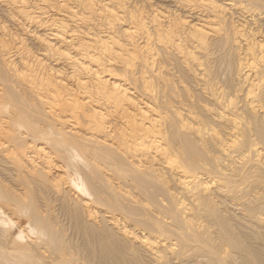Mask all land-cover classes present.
Segmentation results:
<instances>
[{"label":"rangeland","instance_id":"1","mask_svg":"<svg viewBox=\"0 0 264 264\" xmlns=\"http://www.w3.org/2000/svg\"><path fill=\"white\" fill-rule=\"evenodd\" d=\"M23 1V0H22ZM22 1H20V0H15V2L14 1H8V0H0V25L3 27V25L5 24V27H7L8 28V32L10 31V32H12V34H13V32H14V36L12 35V39L9 37V35L11 36V34H10V32L7 34L6 33V37L4 36V34H5V31H6V29H5V31L3 30L4 29V27L2 28H0V37H2V35H3V37H4V41L5 40H7V42L8 41H10L11 43H10V47L13 45V44H15V43H17V44H15V46L13 45V47H11V52H10V55L12 56H10L11 58L10 59H13V60H15V62L14 63H16V64H14V65H16L19 69H21V70H19V71H23L22 69L24 68V70H26V69H28L30 66L32 67L33 65H34V67H32V68H34V69H32V70H36L37 71V74H41V72L42 71H40V70H43L44 68H46V67H48V68H46V69H44L43 71H45V72H47V73H49V74H57V73H59L60 75H61V77L63 78H59V80H64V81H62V82H65V81H67L65 84H68L69 85V87L72 89V90H76L75 92H83V90H89V92H91V94H92V92H94L93 94V97L95 98V99H98L99 101H97V103L101 106V108L102 107H104V108H102L103 109V111H107L108 112V115H109V119H108V126H109V128L108 129H110L109 131H111V132H118L119 130H121V129H123V127L125 128V129H123L122 131H125L126 129V134L128 135L129 133L131 134L132 133V131H131V127L129 126V125H131L130 123H129V121H127L128 119L127 118H125V116L122 114V113H120L119 111H117L116 110V108L115 107H113V105H112V103L111 104H109V102H106V100L99 94V93H97V92H95V90H94V87H92L93 85V83H91L92 81L91 80H93V78L91 77L92 75H91V72L90 73H88V71L87 70H83L82 71V73L83 74H81V73H79V78H77L78 77V75H75L74 76V74H71V73H74V69H75V67H74V62H73V60L71 59V61H70V58L68 59V58H65V56L63 55V54H59V52H58V50L57 49H45L46 48V46L45 45H43V44H41V41H39V38H38V35H40L41 34V36H43V34H42V32L45 34V35H47L48 33H49V35L48 36H53L54 34H52V33H50V32H55L57 29H62V31H65L64 33H65V36H67L68 34H69V36H71V37H69V36H67V41L66 42H64V43H62V44H66V43H68V47L70 48V51L74 54V53H79V54H77V56H85V57H87L86 59H88L89 58V55H91V54H93V55H98V57H103V58H101L100 57V59H99V61L101 62H103V60H105L103 63L105 64V65H109V63H110V61H112V63H113V61H114V63H115V65L113 64H111L110 66L112 67V68H114V70L116 71V69H117V71L116 72H119V71H121L120 69H122V68H124V74H126V72H128V76L129 77H131L132 76V78H131V80H129V77H128V82H129V84L130 85H134V87H135V89H139L138 91L140 92V93H138L137 92V95L139 96V97H141V99L143 100V101H146V102H149L150 100H151V102H149L150 104H156L155 105V107H157L158 106V110L161 112L162 110V120H160V123H161V129H165V131H164V133L166 134V138H165V141H163L164 142V144L166 145L167 143V146L170 148V153L172 154V156L173 155H175V154H179V155H181V156H184V153H185V156H187L188 158L191 156L192 158L193 157H195V159L193 158H189V162H190V169H192L193 171H198V172H200L202 175H203V177H202V179L203 180H209L210 182H209V188H207L206 190H204L205 192H202V191H200L201 193V195L199 194V193H197V192H199V191H196V192H194V195H193V192H189L188 190H186L184 187H183V185L182 184H180V183H178V177L180 176L179 175V173L173 168L172 169V167L170 168V167H168L167 166V164H166V162H164L163 160H165L163 157H161L159 154H156L155 152H152V151H150L151 153H147V155L146 154H141V153H138L137 155L135 154L136 153V151H134V152H132L131 153V155L128 153L127 155H125L126 153H121V154H119L120 152L118 151L115 155L113 154V156H114V159H113V156H112V161H114V162H112L111 160V162H109V161H105V160H101L99 157V159L98 158H96V157H92L93 155L91 154V153H89V151H87L88 152V154L86 153V151H85V157L82 155V153L80 154V151H77L78 150V148L76 147V149L74 148V145L75 144H73V145H71L72 144V142H75V141H72V142H68V145H70V146H72V148L71 149H69L70 148V146H68L67 145V142H66V140H64V139H62V138H65L66 136H64L62 133H60L59 131V135L57 136V135H55V134H58L57 132H54L53 133V131H57L56 130V127H60V126H62V124H60L59 123V121L56 119L57 117H56V114L55 113H53V110H51L52 108H50L49 106H47V104L44 106V108H43V106L41 107V104L39 103V101L37 100V98H35L34 99V97H35V95H32V94H34V93H32V91L30 90V84L32 85V83L30 82V83H28V81H27V83H28V85H27V83L25 82L24 83V81L25 80H22V79H18L13 73H8L7 71H8V68H6V65H4V63H3V57L1 56V54H0V68H1V72L3 73L4 71H5V73H8L10 76H12L11 77V79L13 80L14 78V81L13 82H11L12 83V85H13V83H14V85L13 86H11L12 87V89H11V87L9 86V89H11L10 91L13 93V95H15V96H13V99L15 100H12V102H14V104L15 103H17L19 100L21 101V103L20 102H18L17 104H12V103H10L9 104V106H11L10 108H12V110L11 109H9V106H7V108L5 107V109L3 108V107H1L0 106V110L3 112V110H5L3 113V117H2V112L0 113V116H1V122L3 123H5L6 124V122L7 123H10V122H8V120H10L9 118L11 117L12 118V116H13V118L12 119H14V121L13 120H11L12 122H16V120L19 122V121H22L21 123L23 124V122L25 123V121L27 122L26 124H25V126H28V125H30V124H32L33 123V127L35 126V128H37V129H39L38 131L37 130H33V128H32V126L30 127V132H29V127H24V125H22L23 127V129L21 128V125L19 126V127H14L16 130H18V132H16L15 131V129H14V131H13V134H17V135H14V136H16L15 138H14V136H12L11 138H12V140H9L10 138H5L4 136H1L2 138H0V139H6L7 141H4L3 140V142L5 143L4 145H3V142H1L0 143V148H1V150H0V152H2V153H0V187H3V189H0L1 190V196L2 197H5L6 196V190L7 189H10L9 190V194H11V192H12V194L11 195H13L14 196V194L15 193H17V194H19L18 192L21 190V189H23L24 187L27 189V190H29L27 193L29 194V193H31V191H32V193H31V199L30 198H28V200L30 201V200H32V204H30L29 205V201L24 197L27 193L25 192L26 191V189H23V190H21V193H22V198L24 197V199H26V201H28L27 203L25 202V200H23V203H21L22 202V198H20L19 197V195H21V193L19 194V195H15L14 197H16L15 198V200H17V201H15V200H11L10 201V204H8L9 203V201L8 200H6L7 198L5 197V199L4 198H2V197H0V247L1 248H4V249H12V248H14V247H16V246H19V248H20V246H21V244H23V246H24V248H25V246H27V247H29L31 250L30 251H32L33 252V250H34V254L32 253V255H34L35 256V258H37V259H41V261H40V259L38 260L40 263L39 264H52V263H54L55 261V263H59V264H61V263H63V264H114L113 263V261H115V259H116V261H115V264H138V263H140V264H264V82L262 83V85L260 84V86H258V88H260V89H257L256 90V92H258V94L254 97L255 98V100H254V98L252 99L249 95H248V93L246 92V91H248V88L250 87V85H251V83H252V80H254L255 78H256V80H254V81H257V77L258 76H261V74H263L264 75V72H262V71H264V70H261V69H264V62H262L263 60H264V56L262 57L261 56V54H262V51H264V43H263V41H264V0H232V1H234V3L230 0V4L228 5L227 3H225V2H228L229 0H222V2H224V3H220V0H219V2H218V0H215V1H217L218 2V4H221V8L220 9H217L218 7H216L215 5H214V0H211V2H207L206 3V1H210V0H122V4L118 1V0H111V4L113 3V4H115V6L118 8H116V7H114V5H113V7H112V5L110 4V3H108V2H110V0L108 1V0H97V3H98V5L96 6L97 8L99 7L100 8V4H101V6H103V4L105 3L106 4V2L112 7V8H116L114 11L116 12V13H119V15H120V12L122 11V8H123V13H121L122 14V16L120 17L119 16V18H120V20H119V22L116 20V23L114 24H111V23H109V20H108V18H109V16L107 17V14H104L103 13V10L100 8H98V10L99 11H101L102 10V12H99L97 9H96V11H98L99 13H102L101 15L98 13V12H96L95 10H93V9H91L92 10V12H90V8L88 9V7L87 6H85L84 5V3H82L81 2V0L79 1V0H70V2H69V0H54V2H53V0H50V2H49V0H24L23 2ZM61 1L63 2V4L64 3H66L65 5H63V4H61ZM68 1V2H67ZM104 3H103V2ZM146 1V2H145ZM158 1V2H157ZM192 1V2H191ZM198 1V2H197ZM255 1H257V2H255ZM3 2L5 3V4H3ZM13 3L12 4V7L13 8H11V4H8V3ZM27 2V3H26ZM45 2V3H44ZM75 2V3H74ZM136 2H137V4H136ZM141 2V3H140ZM186 4H185V3ZM196 2V3H195ZM217 2H215V3H217ZM16 3H18V4H16ZM26 3V4H25ZM34 3V4H33ZM53 3V4H52ZM54 3L56 4L55 6H54ZM59 3V4H58ZM70 3V4H69ZM80 3H82L83 4V6H82V4H80ZM103 3V4H102ZM118 3V4H117ZM177 3H179V4H177ZM183 3V4H182ZM188 3V4H187ZM194 3V4H193ZM199 5H198V4ZM213 3V4H212ZM233 3V4H232ZM242 3V4H241ZM247 5H246V4ZM257 3H259V4H257ZM49 4H51V6H49ZM67 4H68V6H67ZM121 4V5H120ZM123 4H124V6H126V7H123ZM136 4V5H135ZM142 4V5H141ZM146 4V5H145ZM155 4V5H154ZM158 4V5H157ZM166 4V5H165ZM210 4V5H209ZM212 4V5H211ZM232 4V5H231ZM234 4H236L237 6H235ZM241 4V5H240ZM14 5H21V6H24L23 8H25V10L27 11L28 9H29V15H32V14H30V13H33V11H34V13H35V15H34V13H33V17L35 18L34 20H32V21H35L36 19L37 20H39V21H35V22H33L32 23V21L30 20V19H26V20H24V18L22 17V16H20V14L16 11V10H14L16 7H14ZM60 5V6H59ZM80 5V6H79ZM139 5V6H138ZM154 5V6H153ZM178 5V6H177ZM205 5V6H204ZM227 5V6H226ZM234 5V6H233ZM10 6V7H9ZM20 6V7H21ZM30 6V7H29ZM41 7L42 9H40V8H38V7ZM57 6H59V7H57ZM61 6H63V7H61ZM71 6V7H70ZM78 6V7H77ZM82 6V7H81ZM135 6V7H134ZM153 6V7H152ZM157 6V7H156ZM168 6V7H167ZM182 6V7H181ZM202 6H204V8L202 7ZM213 6V7H212ZM224 6H226L227 8H228V10L226 9V7H224ZM245 6V7H244ZM247 6H248V8H247ZM27 7H29V8H27ZM62 9H61V8ZM65 7V8H64ZM73 7H74V10H76L77 9V11H74L73 10ZM86 7V8H85ZM119 7H122V8H119ZM128 7V8H127ZM145 7H147V8H145ZM159 7V8H158ZM165 7V8H164ZM187 7V8H186ZM206 7V8H205ZM210 7H212V8H210ZM215 7V8H214ZM223 7H224V12L222 11L223 10ZM233 7H235V8H233ZM252 7V8H251ZM27 8V9H26ZM68 8V9H67ZM72 8V9H71ZM79 8V9H78ZM84 8V9H83ZM127 8V9H126ZM143 8V9H142ZM150 8H151V10H150ZM233 8V9H232ZM13 11H12V10ZM40 9V11H38ZM137 9V10H136ZM139 9H141V10H139ZM156 9H157V11H156ZM222 9V10H221ZM230 9V10H229ZM32 10V12H30ZM43 10V11H42ZM52 10V11H51ZM67 12H66V11ZM74 12H73V11ZM119 10V11H118ZM131 10V11H130ZM134 10V11H133ZM136 10V11H135ZM154 10V11H153ZM196 10V11H195ZM215 10V11H214ZM217 10V11H216ZM223 12V13H221V11ZM245 10H246V12H245ZM261 10V11H260ZM58 11V12H57ZM78 11H80L79 12V14H78ZM84 11V12H83ZM118 11V12H117ZM126 11H127V13H128V11H129V14L127 15V13H126ZM138 11V12H137ZM149 11V12H148ZM165 11V12H164ZM169 11V12H168ZM179 11V12H178ZM213 11V12H212ZM253 11H255V12H253ZM263 11V12H262ZM60 12H61V14H60ZM69 12V13H68ZM96 12V14H94ZM133 12H135V13H133ZM136 12H137V14H136ZM160 12H161V14H160ZM206 12V13H205ZM216 12V14H218V15H215V17H216V19L214 20V18L215 17H213L214 15L212 14V13H215ZM219 12V13H218ZM240 12V13H239ZM243 12V13H242ZM260 12H261V14H260ZM53 13V14H52ZM64 13V14H63ZM74 13H76V15L74 14ZM89 13V14H88ZM98 13V14H97ZM141 13V14H140ZM149 15H147V14ZM181 13V14H180ZM19 14V15H18ZM47 14V15H46ZM62 14H63V16H62ZM66 14V15H65ZM69 16H68V15ZM106 15L105 17H104V15ZM153 14H156L157 16H155V15H153ZM158 14H159V17H158ZM219 14H220V16H219ZM222 14H223V16H222ZM10 15V16H9ZM16 15H18V16H16ZM52 15H54V17L52 16ZM89 15V16H88ZM96 17H95V16ZM103 15V16H102ZM118 15V14H117ZM125 15V16H124ZM131 15V16H130ZM141 15V16H140ZM170 15V16H169ZM175 15H176V17H178V18H176L175 17ZM205 15H206V17H205ZM247 15V16H246ZM38 16V17H37ZM47 16V17H46ZM84 18H83V17ZM127 16H129V18L127 17ZM133 16V17H132ZM145 16V17H144ZM154 16V17H153ZM163 16V17H162ZM173 16V17H172ZM219 16V17H218ZM6 17V18H5ZM15 17V18H14ZM41 17V18H40ZM42 17H43V19H42ZM60 17H61V19H60ZM64 17V18H63ZM72 17V18H71ZM98 17V18H97ZM99 17H100V19H99ZM156 17H158L157 19H156ZM172 17V18H171ZM181 17V18H180ZM182 17H183V19H182ZM211 17V20L209 19ZM222 17H224V18H222ZM226 17V18H225ZM243 17H244V21H243ZM246 17V18H245ZM18 18H21V21H20V19H18ZM57 18H58V20H57ZM66 18V19H65ZM92 18V19H91ZM105 18H106V20H105ZM118 18V19H119ZM141 18V19H140ZM148 18V19H147ZM153 18H154V20H153ZM169 18H171V19H169ZM176 18V19H175ZM179 18H180V21H182V20H184V23L183 22H181V23H179L180 21H179ZM185 18V19H184ZM188 18V19H187ZM221 18V19H220ZM10 19V20H9ZM42 19V20H41ZM60 19V20H59ZM64 19H65V21H64ZM75 19V20H74ZM94 19V20H93ZM97 19V20H96ZM126 19H129V20H126ZM155 19H156V21H155ZM164 19V20H163ZM204 19H206V21H207V23L208 24H210L211 26H212V24H213V27L214 26H218L219 24L221 25H219L220 27L219 28H221L220 30H217V26L216 27H214V29L215 30H210L209 31V34H208V39L206 40V42H205V44L206 45H204L203 46V48H202V46L198 43V41L196 40V39H193L194 38V36H193V34L192 33H190V32H192V31H189L188 32V30H191L192 29V27H191V25H189L188 23H190V24H193V22L194 23H196V21H197V23H204V22H206V21H203ZM223 19V20H222ZM225 19V20H224ZM234 19V20H233ZM18 20V21H17ZM30 20V21H29ZM61 20H63L64 22H63V24H61L62 23V21ZM68 22H67V21ZM76 20H77V22H76ZM99 20V21H98ZM134 21V23H133V21ZM141 20H142V22H141ZM147 20V21H146ZM153 20V21H152ZM167 20H169V21H167ZM178 20V21H177ZM200 20V21H199ZM212 22H210V21ZM214 20V21H213ZM218 20H221L220 22L218 21ZM232 20V21H231ZM236 20V21H235ZM26 21H28V22H26ZM41 21H45V22H41ZM48 21V22H47ZM57 21V23H55ZM61 21V22H60ZM79 21V22H78ZM94 21V22H93ZM97 21V22H96ZM121 21V22H120ZM129 21V22H128ZM140 21V23H143V24H141V25H143V26H140V25H138V24H140V23H138ZM159 22V24H160V21H162L161 22V24L159 25V24H157V23H155V22ZM165 21V22H164ZM170 21H172L171 23H170ZM175 21L177 22V23H175ZM187 21V22H186ZM193 21V22H192ZM199 21V22H198ZM202 21V22H201ZM22 22H24V23H22ZM37 22V23H36ZM40 22V23H39ZM52 22V23H51ZM69 24V26H66V25H68L67 23ZM132 22V23H131ZM138 24H137V23ZM170 24H169V23ZM177 24V25H179V27L177 28V26L174 24ZM210 22V23H209ZM224 22H226V23H224ZM9 23V24H8ZM14 23V24H13ZM31 23V24H30ZM45 23V24H44ZM123 23V24H122ZM129 23V24H128ZM136 23V24H135ZM152 23V24H151ZM167 23V24H166ZM179 23V24H178ZM183 23V24H182ZM217 23V24H216ZM236 23V24H235ZM243 23V24H242ZM36 24V25H35ZM42 25V26H44V27H39V25ZM53 24V25H52ZM57 25V27H52V26H54V25ZM58 24H60V25H58ZM66 24V25H65ZM96 24H99V25H96ZM110 24H111V26L113 27H111L110 26ZM147 24H149V25H147ZM157 26H156V25ZM173 26H172V25ZM215 24V25H214ZM223 24H225V25H223ZM228 24V25H227ZM231 24V25H230ZM261 24V25H260ZM10 25V26H9ZM25 25V26H24ZM50 25V26H49ZM52 25V26H51ZM55 25V26H56ZM78 25V26H77ZM87 25V26H86ZM89 25V26H88ZM106 25V26H105ZM122 27H121V26ZM129 25V26H128ZM132 25V28L130 27ZM134 25V26H133ZM137 27H136V26ZM167 26V27H163L164 29H162V27H160V26ZM170 25V26H169ZM183 25V26H182ZM233 25H234V28H233ZM236 25V26H235ZM260 25V26H259ZM17 26V27H16ZM19 26V27H18ZM23 26V27H22ZM45 26H47V28L45 27ZM61 26V27H60ZM75 26V27H74ZM94 26V27H93ZM116 26H118V27H116ZM126 26H128V27H126ZM142 28H140V27ZM146 26V27H145ZM159 26V27H158ZM168 26L169 27H171L172 26V29L171 28H168ZM228 26V27H227ZM240 26H241V29H239L240 31H237V30H235V27L237 28V27H239L240 28ZM263 26V27H262ZM26 27V28H25ZM59 27V28H58ZM69 27V28H68ZM79 27V28H78ZM81 27V28H80ZM92 27L93 28H95V29H93V31H92ZM116 27V28H115ZM128 28L129 29V31H134V32H136V33H134L133 34V32L131 31V34H129V36L127 35L128 34V32L127 31H125V28ZM174 27H176V28H174ZM191 29H190V28ZM224 27V28H223ZM257 27V28H256ZM23 28V29H22ZM25 28V29H24ZM39 28V29H38ZM41 28V29H40ZM53 29V30H51V29ZM54 28H55V30H54ZM64 28V29H63ZM66 28V29H65ZM86 28V29H85ZM101 28V29H100ZM103 28V29H102ZM109 28V29H108ZM124 30H123V29ZM152 28V29H151ZM160 28H161V30H160ZM182 28V29H181ZM185 28V29H184ZM218 28V29H219ZM230 28V29H229ZM233 28V29H232ZM259 28V29H258ZM12 29V30H11ZM42 29H43V31H42ZM47 29V30H46ZM71 30V31H69V30ZM97 29V30H96ZM122 29V30H121ZM131 29V30H130ZM136 29H138L137 31H136ZM148 29V30H147ZM157 29H159V30H157ZM165 29H167V32L165 33L164 32V30ZM179 29V30H178ZM18 30V31H17ZM28 30H31V31H28ZM67 30V31H66ZM75 30V31H74ZM86 30H88V31H86ZM100 30V31H99ZM147 30V31H146ZM170 30V31H169ZM174 30V32H176V34L174 35V32L173 33H170L171 31H173ZM177 30V31H176ZM183 30V31H182ZM185 30V31H184ZM234 30V31H233ZM244 30V31H243ZM253 30H255V31H253ZM260 30V31H259ZM3 31V32H2ZM27 31V32H26ZM47 31V32H46ZM49 31V32H48ZM69 31V32H68ZM96 31V33H100V36H97L98 34H96V33H94ZM98 31V32H97ZM110 31H112V32H110V34L112 33L113 35H112V37H114V38H116V39H118V37L120 38L119 39V41H121V43H125V45L126 46H129V48H128V52L127 53H129V52H131V53H129V56L131 57V58H134V53H136V52H138V54L136 53V55L138 56H136V58L134 59V60H132V59H130L131 60V63H134V65L132 66H130L132 69L130 70L129 69V67H128V64L126 65V66H123V62H121L120 60H118L120 57L118 56L119 54H117V60H115V58H116V54H115V52H113V54H111L108 50H106V51H104L103 50V48H102V46L99 44L98 46H96L97 45V43H94V37L96 38V36H97V38H99V37H101V32L103 33L102 34V36H105V34H106V38L107 39H109L110 40V38L112 39V37H110V38H108L109 36H111L110 34H109V32ZM117 31V32H116ZM119 31H120V33H122L123 31L125 32V36L127 35L128 37H130L131 35H132V37H134V41H133V39H131L130 40V38H132V37H130V38H128L127 36H126V38H125V40L123 39V37L122 36H124V35H122V34H120L119 33ZM122 31V32H121ZM163 31V32H162ZM181 31V32H180ZM227 31H230V32H227ZM249 31V32H248ZM2 32V33H1ZM37 32H39V33H37ZM74 33V36H73V33ZM88 32V33H87ZM89 32H91V34L89 33ZM106 32V33H105ZM123 32V33H124ZM169 32V33H168ZM177 32H179V33H177ZM184 32V33H183ZM214 32V33H213ZM238 32V33H237ZM239 32H240V34H243L244 33V35H246V36H244V35H240L239 34ZM247 32V33H246ZM253 32V33H252ZM4 33V34H3ZM28 33V34H27ZM35 33H36V35H35ZM68 33V34H67ZM72 33V34H71ZM82 33V34H81ZM85 33H87L88 35L90 34L91 35V37H90V35H89V37L91 38H89L88 37V39H86L87 38V34L85 35ZM127 33V34H126ZM138 33V34H137ZM146 33V34H145ZM158 33H161L160 34V38H162V40L164 41V43H163V41L159 38V34ZM168 33V34H167ZM185 33L187 34V35H185ZM223 33V34H222ZM259 33H261V35L259 34ZM38 34V35H37ZM96 34V35H95ZM116 34V35H115ZM119 34V35H118ZM163 34H165V36H163ZM173 36H175V37H173ZM179 34H181V35H179ZM184 36H183V35ZM190 34V35H189ZM239 34V35H238ZM248 34V35H247ZM253 34V35H252ZM255 34H257V35H255ZM16 35H19V36H21V37H19L20 39L18 40V37L16 36ZM81 35V36H80ZM109 35V36H108ZM118 35V36H117ZM120 35H121V37H120ZM134 35V36H133ZM147 35V36H146ZM162 35V36H161ZM166 35H169L170 37L172 36L173 38H171L170 39V37H169V39H167L168 37L166 36ZM193 37H192V36ZM218 35V36H217ZM224 35V36H223ZM231 35V36H230ZM255 35V36H254ZM31 36V37H30ZM78 36H80V37H78ZM93 36V37H92ZM142 36V37H141ZM151 36V37H150ZM155 36V37H154ZM187 36H189L188 38H187ZM220 36V37H219ZM224 38H223V37ZM236 36H237V38H236ZM243 38H242V37ZM248 36V37H247ZM260 36V37H259ZM16 37V39L14 40V38ZM24 37V38H23ZM78 37V38H77ZM86 37V38H85ZM105 37H102V38H105ZM153 37V38H152ZM165 37V38H164ZM167 37V38H166ZM211 37V38H210ZM230 37V38H229ZM234 37V38H233ZM239 37H240V39H239ZM246 38V40H248V45H247V42H246V40H245V38ZM252 37V38H251ZM253 37L255 38L256 37V39H253ZM6 38V39H5ZM23 38V39H22ZM26 38V39H25ZM36 39V40H34V39ZM72 38H74V40H72ZM80 38V39H79ZM121 38H122V40H121ZM139 38V39H138ZM152 38V39H151ZM156 38V39H155ZM175 38V40H172V39H174ZM177 38H178V40H177ZM180 38V39H179ZM225 38H227V39H225ZM228 38H229V40H228ZM232 38V39H231ZM248 38V39H247ZM249 38L250 39H252L251 41L252 42H254L255 43V41L257 42H259V44L260 43H262L263 44V46H262V48H259V51H258V49H257V52L259 53L258 55H256V57L258 56V60H257V62H256V64H257V66L255 65V67H257L258 69H256V72H259V70H261L260 71V73H258L257 75H256V73H254L255 72V70L253 71V72H246V71H248V69H247V67H245V64H246V61H245V59H247V58H249V59H251V55L249 54V52H248V54H247V50L249 49L247 46H249L250 44H252L251 43V41L249 40ZM11 39V40H10ZM21 39H22V41L23 42H20L21 41ZM71 39V40H70ZM83 41H82V40ZM84 39H85V41H84ZM90 39V43H88L87 41ZM137 39V40H136ZM151 39V40H150ZM190 39V40H189ZM236 39H238V40H236ZM259 39H260V41H259ZM262 39V40H261ZM13 40H14V42H13ZM26 40H27V42H26ZM54 40H56V42L54 41ZM53 40V42L56 44V46L57 47H60L61 45V41H59L60 39H54ZM141 40V41H140ZM166 40V41H165ZM182 40V41H181ZM186 42H185V41ZM225 40H226V42H225ZM231 40V41H230ZM233 40V41H232ZM16 41V42H15ZM18 41V42H17ZM59 42V44H58V42ZM70 41H72L71 43L72 44H70ZM74 41H76L75 42V44L77 45V46H82L83 47V49H82V47H78V48H76L77 46H74L75 44L73 43ZM79 41V42H78ZM81 41V42H80ZM131 41V42H130ZM169 41V42H168ZM171 41H175V43H173V42H171ZM194 42V44H193V42ZM230 41V42H229ZM244 41V42H243ZM91 42H93V43H91ZM134 42V43H133ZM144 42V43H143ZM159 42V43H158ZM168 42V43H167ZM237 42V43H236ZM9 43V42H8ZM21 43V44H20ZM23 43V44H22ZM28 43V44H27ZM35 43H36V45H35ZM80 43H82L81 45H80ZM83 43H84V45H83ZM127 43V44H126ZM128 43H130V44H128ZM146 43H148L149 44V46H148V44L146 45ZM166 43V45H167V47H166V45H164ZM173 43V44H172ZM190 43V44H189ZM198 43V44H197ZM211 43V44H210ZM234 43H236L235 45H234ZM239 43V44H238ZM244 43V44H243ZM18 44H20V45H18ZM27 44V45H26ZM85 44L87 45V46H85ZM88 44H89V48H87L88 47ZM123 44H121V46L123 47H126L125 45H123ZM139 45V46H137V45ZM162 44V45H161ZM168 44H170V45H168ZM184 44H186V45H184ZM189 44V45H188ZM17 45V46H16ZM38 45V46H37ZM43 45V46H42ZM91 45H92V47H96L95 49L93 48L92 49V47H91ZM118 45V44H117ZM115 46L114 48L116 49V47H117V49L121 52L122 50H121V48H119V45L118 46ZM133 45H135V46H133ZM152 45V46H151ZM158 45V46H157ZM161 47H160V46ZM181 45V51H180V48H179V46ZM200 45V46H199ZM238 45V46H237ZM36 46V47H35ZM40 46V47H39ZM45 46V47H44ZM72 46V47H71ZM131 46H133V47H131ZM137 46V47H136ZM163 46V47H162ZM177 46V47H176ZM188 46V47H187ZM196 46H198V47H196ZM207 46V47H206ZM16 47V48H15ZM24 47V48H23ZM38 47V48H37ZM91 47V48H90ZM100 47H101V49H100ZM123 47V49H127V48H124ZM146 47H148V48H146ZM151 49H150V48ZM155 47V48H154ZM170 47H171V49H170ZM183 47V48H182ZM239 47V48H238ZM247 47V48H246ZM33 48V49H32ZM40 48H41V50H43V51H41L40 50ZM72 48V49H71ZM130 48L131 49H133V50H131L130 51ZM135 48H137V49H135ZM140 49V51H139V49ZM142 48V49H141ZM153 48V49H152ZM162 48V49H161ZM185 48L186 49H188V51L189 50H191V53H195L194 55H196V56H194V57H191L190 56V54H188L187 56H186V51L187 50H185ZM247 49V50H245V49ZM76 49V50H75ZM79 49H80V51H79ZM86 49H88L89 50V52H88V50H86ZM149 49V50H148ZM182 49H184V50H182ZM194 49V50H193ZM202 49V50H201ZM203 49H204V51H203ZM205 49H207L208 51H210V52H208L207 50H205ZM210 49V50H209ZM262 49V50H261ZM24 50V51H23ZM32 50V51H31ZM45 50H48V51H45ZM49 50L51 51V53L49 52ZM57 50V51H56ZM81 50H83V51H87V52H84L83 53V51H81ZM97 50V51H96ZM118 50H116L117 52H119ZM146 50V51H145ZM154 52H153V51ZM157 50H158V52H157ZM160 50V51H159ZM164 50H166V52L164 51ZM174 50V51H173ZM176 50V51H175ZM214 50V51H213ZM20 51V52H19ZM54 51H56L55 53H54ZM108 51V52H107ZM126 51V50H125ZM149 53H148V52ZM173 51V52H172ZM180 53H178V52ZM193 51V52H192ZM237 51V52H236ZM249 51V50H248ZM32 52V53H31ZM35 52H37L38 53V55H36L37 53H35ZM46 52V53H45ZM101 52H103V53H105V55H107V56H110V57H108L107 58V56H104V54L103 53H101ZM134 52V53H133ZM161 52V53H160ZM169 52V53H168ZM185 52V53H184ZM205 52V53H204ZM212 52V53H211ZM215 52V53H214ZM243 52V53H242ZM257 52H256V54H257ZM20 53V54H19ZM45 53V54H44ZM86 53V54H85ZM87 53H88V55H87ZM109 53V54H108ZM146 53V54H145ZM162 53H163V55H162ZM171 53V54H170ZM174 53V54H173ZM197 53V54H196ZM210 53V54H209ZM261 53V54H260ZM23 54V55H22ZM26 54V55H25ZM57 54V55H56ZM82 54H85V55H82ZM131 54H132V56H131ZM159 54V55H158ZM166 54V55H165ZM208 54H209V56H208ZM212 54V55H211ZM249 55L248 57H247V55ZM264 54V53H263ZM35 55V56H34ZM40 55H42V56H40ZM50 55V56H49ZM62 55L64 56L63 58H62ZM141 55V56H140ZM165 55V56H164ZM168 55V56H167ZM183 55H185V56H183ZM214 55V56H213ZM241 55V56H240ZM243 55H245V57L243 56ZM7 56H8V54H7ZM16 56V57H15ZM76 56V55H75ZM76 56V57H77ZM139 56H140V58H139ZM142 56H144V57H142ZM148 56V57H147ZM154 56V59H150L149 57H153ZM157 56V57H156ZM165 58H164V57ZM168 58H167V57ZM198 56H199V58H198ZM208 56V57H207ZM21 57H24V58H21ZM38 57H40V58H44V60H42L43 62H45L44 63V65L40 62L41 60L38 58ZM57 57V58H56ZM59 57V58H58ZM84 57V58H85ZM105 57V58H104ZM147 57V58H146ZM160 57V58H159ZM178 57V58H177ZM191 57V58H190ZM202 57V58H201ZM213 57V58H212ZM238 57V58H237ZM242 57L244 58L243 60H242ZM260 57L262 58V60L260 59ZM27 58V59H26ZM38 58V59H37ZM46 58V59H45ZM110 58H114L113 60L111 59L110 61L108 60V59H110ZM141 60H139V59ZM142 58H145L146 60H148V61H143V59ZM150 60H149V59ZM164 60H163V59ZM173 58V59H172ZM186 58V59H185ZM24 59V60H23ZM30 59V60H29ZM36 59L37 61H36V63L35 62H33L34 60ZM51 59V60H50ZM53 59V60H52ZM66 59V60H65ZM102 59V60H101ZM106 59H107V61L109 62H107V64H106ZM144 59V60H145ZM169 59H171V60H169ZM178 59H180V60H178ZM204 59V60H203ZM23 60V61H22ZM27 60V61H26ZM29 60V61H28ZM40 60V61H39ZM153 60V61H152ZM157 60V61H156ZM160 60H161V62H160ZM174 60V62H172ZM188 60H190V61H188ZM204 62H203V61ZM206 60V61H205ZM261 60V61H260ZM19 61V62H18ZM25 61V62H24ZM39 61V62H38ZM50 61V62H49ZM67 61V62H66ZM72 63H70V62ZM143 61V62H142ZM163 61V62H162ZM166 61V62H165ZM169 61V62H168ZM184 61V62H183ZM194 61V62H193ZM235 61V62H234ZM240 62V63H242L241 65L243 66H241L240 65V63L238 64V62ZM24 62V63H23ZM29 63L28 65L26 64V63ZM31 62V63H30ZM33 62V63H32ZM54 62H55V64H54ZM59 62V63H58ZM63 62V63H62ZM69 62V63H68ZM101 62V63H102ZM117 62V63H116ZM139 62V63H138ZM145 62H147V64L145 63ZM151 62H153V63H151ZM154 62H156V63H154ZM159 62V63H158ZM171 62V63H170ZM179 62H181L180 64H179ZM189 64H188V63ZM211 62V63H210ZM39 64L38 66L37 65H35V64ZM50 63V64H49ZM130 63V64H131ZM137 63V64H136ZM143 63V64H142ZM145 63V64H144ZM148 63H149V65H148ZM164 66H166V67H163V65ZM169 63V64H168ZM178 63V64H177ZM201 63H202V65H201ZM203 63H205V64H203ZM232 63H233V65H232ZM235 63V64H234ZM259 63V64H258ZM3 64V65H2ZM19 64V65H18ZM24 64H26L27 65V68H25V66H24ZM33 64V65H32ZM45 64H49V65H45ZM70 64V65H69ZM117 64H119L118 66H117ZM153 65V66H150V65ZM156 64V65H155ZM181 64H182V66H181ZM209 66H208V65ZM263 64V65H262ZM43 65V66H42ZM51 65V66H50ZM52 65H54V67H52ZM61 65V66H60ZM64 65H65V67H64ZM67 65H69V66H67ZM122 65V66H121ZM142 65V66H141ZM149 66V67H146V66ZM180 65V66H179ZM188 65V66H187ZM191 65V66H190ZM194 65H195V67H194ZM206 65V66H205ZM239 65H240V68H239ZM4 66V67H3ZM42 66V67H41ZM46 66V67H45ZM60 66V67H59ZM71 66H73V68L71 67ZM117 68H116V67ZM121 66V68L119 69L118 67H120ZM137 66H139V67H137ZM144 66L149 70H147V69H145L144 68ZM154 66H158V67H154ZM159 66H160V68H159ZM162 66V67H161ZM184 66V67H183ZM191 68H190V67ZM193 66V67H192ZM197 66V67H196ZM210 66H211V68H210ZM262 66H263V68H262ZM30 67V68H31ZM36 67V68H35ZM39 69H38V68ZM44 67V68H43ZM51 67V68H50ZM58 67H59V69H58ZM71 67V68H70ZM134 67V68H133ZM241 67L243 68L242 69V73L240 72L241 71ZM29 68V69H30ZM42 68V69H41ZM55 69L56 70V68H57V70H61V71H57V73H56V71L55 70H53V69ZM61 68V69H60ZM128 69V71H127V69ZM139 68V69H138ZM154 70H153V69ZM159 68V69H158ZM175 68H176V70H175ZM182 68V69H181ZM188 68H189V71H188ZM64 69H66V71L64 70ZM118 69H119V71H118ZM126 69V70H125ZM143 69H144V71H146V74H145V72L143 71ZM161 69H163V70H161ZM171 69V70H170ZM179 69V70H178ZM197 69V70H196ZM205 69V70H204ZM207 69V70H206ZM234 69V70H233ZM31 70V71H32ZM48 70H51L50 72L48 71ZM131 71V73L133 72V73H135V77L133 78V73L132 74H130V71ZM141 70V71H140ZM153 70V71H152ZM158 70V71H157ZM184 72H183V71ZM199 70V71H198ZM244 70V71H243ZM34 71H32V72H30L29 70H28V73H33ZM36 71H35V74H36ZM39 71V72H38ZM63 71V72H62ZM73 71V72H72ZM123 71H121L122 72V74H123ZM135 71V72H134ZM138 71H140V72H138ZM143 71V72H142ZM179 71V72H178ZM210 71V72H209ZM236 71V72H235ZM10 72V71H9ZM11 72H12V70H11ZM25 72V71H24ZM27 72V71H26ZM53 72V73H52ZM65 72V73H64ZM71 72V73H70ZM84 72H86V73H84ZM121 72H119V73H121ZM156 73V76H155V73ZM165 72V73H164ZM168 72V73H167ZM170 72V73H169ZM176 72V73H175ZM183 72V73H182ZM212 72V73H211ZM262 72V73H261ZM63 73V74H62ZM70 75H69V74ZM143 73L145 74V77H144V75H143ZM162 73V74H161ZM187 73V74H186ZM207 73V74H206ZM247 73L248 74V76L250 77V79H248V76H246L245 74ZM88 74V75H87ZM130 74V75H129ZM148 74V75H147ZM155 76H153V75ZM161 75V76H159L158 77V75ZM170 74V75H169ZM176 74V75H175ZM217 74V75H216ZM236 74V75H235ZM260 74V75H259ZM63 75H65V77H66V79L64 78V76ZM84 75V76H83ZM138 75V76H137ZM141 75H143V76H141ZM163 75V76H162ZM173 75V76H172ZM206 75V76H205ZM240 75V76H239ZM254 77H253V76ZM10 76H9V78H10ZM87 76H89V77H87ZM139 76H141V77H139ZM166 76V77H165ZM168 76L170 77V78H168ZM178 76V77H177ZM245 76V77H244ZM251 76H252V78H251ZM67 77H68V80H67ZM86 78L87 80H88V78H89V81L90 82H86L87 80L86 79H83V78ZM91 77V78H90ZM146 77H147V80H151V82L152 83H150L149 81H147V80H145L146 79ZM149 77V78H148ZM162 77H163V79H162ZM171 77H173L172 79H171ZM180 77H181V79H180ZM185 77V78H184ZM215 77H216V79H215ZM247 77V78H246ZM17 78V79H16ZM72 78V79H71ZM80 78H82V79H80ZM135 78H137L136 80H138V81H135L134 79ZM144 78V79H143ZM158 78V79H157ZM165 78V79H164ZM168 78V79H167ZM177 78V79H176ZM195 78V79H194ZM199 78V79H198ZM201 78V79H200ZM207 78V79H206ZM214 78V79H213ZM254 78V79H253ZM11 79H10V81H11ZM77 79H80V80H82L83 82V84L81 83V81L79 82ZM142 79V80H141ZM155 81H153V80ZM176 79V80H175ZM183 79H184V81H183ZM206 79V80H205ZM239 81H238V80ZM241 79V80H240ZM244 79V80H243ZM15 80H16V82H15ZM22 80V81H21ZM86 80V81H85ZM132 80H134V83H133V81ZM139 80H140V82H139ZM147 81L148 83H150L151 84V88H150V86H148V88H146L145 87V85L147 84V82L145 83V81ZM163 80H164V83H162L163 82ZM168 80V81H167ZM182 82H181V81ZM199 82H198V81ZM220 80V81H219ZM21 81V82H20ZM77 81L79 82L78 84H77ZM160 81V82H159ZM162 81V82H161ZM172 81V82H171ZM175 81V82H174ZM181 82V83H179V82ZM188 81V82H187ZM201 81H203V82H201ZM211 81V82H210ZM247 83V85H246V83ZM249 81H250V83H249ZM20 82V83H19ZM75 82V83H74ZM136 82V83H135ZM168 82V83H167ZM170 82V83H169ZM209 82V83H208ZM212 82H215V83H212ZM223 82V83H222ZM69 83H71V84H69ZM87 83H89V84H87ZM142 84V85H140V84ZM143 83H144V88H146L147 90H148V92L146 91L145 92V90L146 89H144L143 88ZM156 83H157V85H156ZM166 83H167V85H166ZM174 83V84H173ZM177 83V84H176ZM210 85V83H212L210 86L208 85V84ZM218 83H220V84H218ZM249 83V84H248ZM4 85H3V87H5L6 85H8L7 84V82L5 83H3ZM6 84V85H5ZM15 84H17V85H15ZM20 84V85H19ZM80 84H82V85H80ZM85 84V85H84ZM136 84V85H135ZM137 84L139 85V86H137ZM164 84V85H163ZM176 86L175 88H174V86ZM179 84V85H178ZM189 84V85H188ZM203 84H204V86H203ZM232 84V85H231ZM235 84V85H234ZM245 84V85H244ZM23 85V86H22ZM71 85V86H70ZM72 85H74L73 87H72ZM80 85V86H79ZM86 85H88L87 86V88H85L86 87ZM171 85V86H170ZM187 85V86H186ZM209 86V88H208V86ZM219 85V87H217V86ZM225 86V88H224V86ZM237 85V86H236ZM1 86H2V84H1ZM15 86V88H13ZM28 88H27V87ZM84 86V87H83ZM141 86V87H140ZM161 87L162 88V90H161V88H159V87ZM163 86H165V87H163ZM169 86V87H168ZM177 86L178 87H180L179 89H177ZM183 86V87H182ZM188 86H189V88H188ZM211 86H213L214 87V89H212L213 87H211ZM234 86V87H233ZM239 86V87H238ZM243 86V87H242ZM247 86V87H246ZM24 87H25V89H24ZM82 87V88H81ZM89 87V88H88ZM167 87V88H166ZM172 87V88H171ZM191 87V88H190ZM207 87V88H206ZM223 87V88H222ZM230 88V90L228 89V88ZM262 87H263V90H262ZM6 88H7V86H6ZM75 88V89H74ZM92 88V89H91ZM149 88H150V91L152 92H150L149 91ZM187 88V89H186ZM203 88V89H202ZM212 90H211V89ZM220 88V89H219ZM238 88V89H237ZM16 89H18L19 90V92L18 91H16ZM169 89H172V90H169ZM176 89H177V93H176ZM181 89H183L182 91H181ZM204 89H206L208 92L206 93V91L204 90ZM225 89V90H224ZM233 89H235V90H233ZM237 89V90H236ZM240 89V90H239ZM143 90V91H142ZM155 90H156V92H155ZM162 91V93L161 92H159V91ZM164 90V91H163ZM185 90V91H184ZM189 90V91H188ZM203 90V91H202ZM210 90V91H209ZM214 90V91H213ZM220 90V91H219ZM227 90V91H226ZM229 90V91H228ZM233 90V91H232ZM242 90V91H241ZM20 91H21V96H20ZM25 93H24V92ZM30 91H31V93H30ZM212 91V92H211ZM217 91V92H216ZM238 91V92H237ZM23 92V93H22ZM26 92H29V95H28V93H26ZM144 92V93H143ZM150 92V93H149ZM168 92V93H167ZM174 92V93H173ZM181 92V93H180ZM184 92V93H183ZM188 92V93H187ZM216 92V93H215ZM224 92V93H223ZM230 92V93H229ZM237 92V93H236ZM261 92V93H260ZM18 93V94H17ZM86 93V92H85ZM149 93V94H148ZM158 94V96H157V94ZM166 93H167V95H166ZM179 93V94H178ZM191 95H190V94ZM199 93H201V94H199ZM209 93V94H208ZM217 93H218V95H217ZM228 93H229V95H228ZM231 93H233V94H231ZM242 93L244 94V95H242ZM248 95V97H246V94ZM259 93H260V95H259ZM22 94H24L23 95V97L25 98L27 95L28 96H30V97H28L27 96V98L26 99H23V97H22ZM25 94H26V96H25ZM140 94V95H139ZM147 94H148V96H147ZM151 94V95H150ZM156 94V95H155ZM194 94V95H193ZM225 94H227V95H225ZM17 95H19L18 96V99H16L17 98ZM163 97H162V96ZM170 95H171V97H170ZM174 95V96H173ZM181 95V96H180ZM183 95V96H182ZM142 96H143V98H142ZM187 97V99L185 98V97ZM199 96V97H198ZM202 96V97H201ZM220 96H221V98H220ZM225 96H226V98H225ZM237 96V97H236ZM239 96H240V98H239ZM259 96H260V98H259ZM19 97L21 98L22 97V100L21 99H19ZM31 97H33V98H31ZM157 97V98H156ZM161 97V98H160ZM167 97H170V98H166ZM190 97H191V99H190ZM198 97V98H197ZM219 97V98H218ZM256 97H257V99H256ZM144 98H146V100H144ZM154 98V99H153ZM165 100L164 102H163V99ZM173 98V99H172ZM189 98V99H188ZM196 98V99H195ZM201 98V99H200ZM231 98L232 99H234L235 100V98H236V101H234L233 102V100H232V102H230L231 101ZM239 98V99H238ZM251 98V99H250ZM28 99V100H27ZM31 99V100H30ZM159 99V100H158ZM171 99L173 100V101H171ZM178 99H180L179 101H178ZM186 101H185V100ZM193 99V100H192ZM248 99H250L249 100V102H248ZM260 99V100H259ZM262 99V100H261ZM18 100V101H17ZM24 100V101H23ZM148 100V101H147ZM154 102H153V101ZM157 100V101H156ZM160 100H162V101H160ZM170 100V101H169ZM189 100V101H188ZM220 100V101H219ZM228 100H229V102H228ZM237 100H238V102H237ZM28 101V102H27ZM32 102V103H30V102ZM36 102L37 101V103H33V102ZM101 101V102H100ZM166 101H168V102H166ZM176 103H175V102ZM184 103H183V102ZM191 101H193V102H191ZM196 101V102H195ZM199 101V102H198ZM202 101V102H201ZM217 101H218V103H217ZM227 101V102H226ZM253 101V102H252ZM256 101V102H255ZM257 101H258V103H257ZM28 103V104H25V103ZM161 102V103H160ZM174 104H173V103ZM197 102H198V104H197ZM221 102H223V103H221ZM236 102V103H235ZM246 104H245V103ZM256 104H255V103ZM192 103H194L193 105H192ZM228 103V104H227ZM231 103L233 104L234 103V105H231ZM238 103V104H237ZM251 103V104H255L254 106H256V108L257 109H261L262 107V109L263 110H257V109H255V107H253L254 109H255V112H257V113H255V112H253L254 110H252V111H250L252 108H248V107H252L251 106V104L249 105V104ZM260 103H261V105H260ZM13 106H12V105ZM23 104H24V106H23ZM31 104H32V106H31ZM102 104H105V105H102ZM107 104V105H106ZM109 104V105H108ZM152 104V105H153ZM165 104H167V105H165ZM169 104H170V106H169ZM176 104V105H175ZM187 106H186V105ZM221 104V105H220ZM223 104V105H222ZM239 104H241V105H243V106H241V105H239ZM258 104V105H257ZM262 104H263V106H262ZM22 105V106H21ZM35 105V106H34ZM37 105H38V108H37ZM161 106V108H160V106ZM185 105V106H184ZM199 105V106H198ZM225 105V106H224ZM246 105V106H245ZM14 106H17L16 108L14 107ZM19 106V107H18ZM33 106H34V108H33ZM183 108V109H181V107ZM207 106V107H206ZM221 106H223L224 107V109H223V107H221ZM228 106H231V107H228ZM248 106V107H247ZM258 106V107H257ZM22 107V108H21ZM29 107V108H28ZM33 109H32V108ZM52 107H54V106H52ZM168 107H170V108H168ZM174 107V109H172ZM185 107H188V108H185ZM209 107V108H208ZM212 107H213V109H212ZM221 109H219V108ZM237 107V108H236ZM240 107V108H239ZM242 107H244V108H242ZM1 108H3V110L1 109ZM14 108L15 109H17L16 111L14 110ZM21 108V109H20ZM40 108H42L41 110H40ZM49 108V109H48ZM106 108H109L108 110L106 109ZM193 108V109H192ZM208 108V109H207ZM214 108H215V110H214ZM232 108V109H231ZM239 108V109H238ZM9 109V110H8ZM19 109V110H18ZM28 109H30V110H28ZM44 109H46L45 110V112H44ZM169 111V112H171L170 114L172 115V114H174V115H170L169 114V112L167 111V110ZM177 110V112H176V110ZM226 109V110H225ZM233 109H235V110H233ZM245 109H246V113H248V114H246L245 113ZM15 112H14V111ZM33 110H35V111H39V112H36L35 113V111H33ZM43 110V111H42ZM55 110H56V112H58L57 111V109H54V112H55ZM173 110H175V111H173ZM183 110V111H182ZM186 110H188V111H186ZM191 110H192V113H191ZM197 110V111H196ZM211 110V111H210ZM218 112H220V113H218ZM230 110V111H229ZM257 110V111H256ZM17 111H19V112H17ZM49 111L50 112H52V114L54 115L53 117H52V115L49 113ZM200 111V112H199ZM229 111V112H228ZM233 111V112H232ZM242 111V112H241ZM6 112H10V113H8V115H10V114H13V115H10V117L8 116V115H6L7 113ZM12 112V113H11ZM14 112V113H13ZM29 112V113H28ZM42 112V113H41ZM44 112V113H43ZM112 112V113H111ZM172 112H176V113H172ZM179 112V113H178ZM183 112H185V114L183 113ZM196 112V113H195ZM224 113V114H222V113ZM226 112H227V114H226ZM242 113V115L240 114V113ZM251 112H253V114L251 113ZM17 113V114H16ZM23 113H25L24 114V116H23ZM60 113V112H59ZM67 113V112H66ZM69 113V112H68ZM67 113V114H68ZM163 113H167L168 115H166V114H163ZM191 115H190V114ZM238 113V114H237ZM249 113H250V115H249ZM261 114V117H259V115H257V114ZM36 114V115H35ZM41 114H47V116L46 115H42L43 116V118H42V116H41ZM66 114V115H67ZM112 114V115H111ZM119 114V115H118ZM122 114V115H121ZM176 114H179V115H177L176 116ZM188 114V115H187ZM195 114V115H194ZM198 114V115H197ZM201 114V115H200ZM221 114V115H220ZM236 114V115H235ZM240 114V115H239ZM244 114V115H243ZM246 114V115H245ZM255 114V115H254ZM19 115V116H18ZM28 115V116H27ZM34 115V116H33ZM41 117H40V116ZM64 115H65V112H64ZM63 116L62 115V118L64 119V118H67V117H69V119L70 120H68V122H66V123H68V124H64V129L66 128H71L72 129V125H70V123L71 122H73V120H71V119H73V117H71V116H69L70 114H68L67 116ZM120 115H121V117H120ZM165 115H166V117H165ZM184 116V119L183 118H181L182 116ZM193 115V116H192ZM217 115V116H216ZM233 115V116H232ZM18 117V119H20V120H18L16 117ZM21 116V117H20ZM23 116V117H22ZM30 116H32V117H30ZM117 118H116V117ZM122 116H124V118H125V120H124V118L122 117ZM174 116V117H173ZM201 116H203L202 118H203V121H202V118H201ZM222 116H224V117H222ZM226 116H228L227 118H225ZM234 117V120H232L233 118L232 117ZM244 116V117H243ZM254 116H256V117H254ZM7 117V118H6ZM15 117V118H14ZM46 117L48 118H51V119H53V121H55L54 123H53V121L51 120H48V119H46ZM171 117V118H170ZM177 119H176V118ZM200 117V118H199ZM219 118V121L217 120L218 118ZM237 117V118H236ZM246 117V118H245ZM248 117V118H247ZM254 117V118H253ZM4 118H5V120H4ZM25 118H27V119H25ZM30 118V119H29ZM33 118V119H32ZM37 118V119H36ZM173 118H174V120H173ZM187 118H189V119H187ZM193 118H196V119H199V120H196V119H193ZM250 118H252L253 120H251ZM258 118V119H257ZM261 118V119H260ZM6 119H8L7 121H6ZM24 119V120H23ZM31 121H29V120ZM32 119V120H31ZM41 119V120H40ZM44 119V121H42ZM45 119L47 120V121H45ZM55 119V120H54ZM118 119H119V121H118ZM123 119V120H122ZM179 119H180V121H179ZM184 120L183 122H188V120H191V121H189L190 122V125L192 126H196V128L194 127V129H192L193 127H191V129H189V127L187 128H185V127H183V129H180L181 127H182V125H183V122L181 121V120ZM228 119V120H227ZM242 119V120H241ZM246 119L248 120V121H246ZM263 119V120H262ZM4 120V121H3ZM40 120V121H39ZM67 120V119H66ZM167 122H166V121ZM177 120V121H176ZM230 120V121H229ZM232 120V121H231ZM236 120V121H235ZM239 120H241V122H239ZM257 120V121H256ZM263 121V122H261V121ZM35 121V122H34ZM57 121H58V123L60 124H57ZM117 121V122H116ZM243 121H246V122H244V123H246V124H244L243 123ZM254 121H255V123H254ZM10 123L11 125L12 124H14V123ZM18 122H16L15 123V125L14 126H17L18 125ZM30 124H29V123ZM48 122V123H47ZM52 124V126H51V124ZM115 122V123H114ZM126 122H128L127 124H126ZM172 124H171V123ZM174 122H175V126H174ZM176 122H178V123H176ZM196 122V123H195ZM204 122V123H203ZM235 122V123H234ZM42 123V124H41ZM111 123H112V125H111ZM182 125H181V124ZM193 123V124H192ZM195 123V124H194ZM239 123V124H238ZM251 123H252V125H251ZM258 125H257V124ZM19 124H20V122H19ZM35 124H38V126L37 125H35ZM48 124V125H47ZM54 124H56V126L55 127H53V125ZM168 124H170V127H168ZM205 124V125H204ZM229 124V125H228ZM237 126H236V125ZM247 124H249V125H247ZM260 124H261V128L259 127L260 126ZM263 124V125H262ZM44 125V126H43ZM58 125V126H57ZM66 125H68V126H66ZM124 125V126H123ZM126 125H127V128H126ZM174 127H173V126ZM178 125V126H177ZM220 125H222V126H220ZM240 125V126H239ZM48 126V127H47ZM86 126V125H85ZM110 126H112V128L110 127ZM114 126V127H113ZM181 126V127H180ZM198 126V127H197ZM245 126V127H244ZM256 126V127H255ZM42 127L44 128L43 130L45 131V132H47V133H49L50 131H51V133L52 134H54V137L56 136V137H58L59 138V136L62 134V136H60V141H63L64 140V143L66 144H64L63 142L61 143L60 141H56V139H54L56 142L55 143H58L59 145H62V146H64L63 148H62V146H59L58 145V147L60 148H62L61 150L59 149V151L58 150H53L54 148L55 149H58L56 146H57V144L56 145H54L53 144V147L54 148H52V147H50V145L54 142V140L51 142L50 141V144H47L48 142H49V140H50V138L49 137H52L53 135H51V133H49L48 135L47 134H42L44 131L42 130ZM52 127H53V129H52ZM74 127V126H73ZM118 127V128H117ZM129 127V128H128ZM167 129H166V128ZM172 127V128H171ZM204 129H202V128ZM227 127V128H226ZM234 127V128H233ZM240 128V129H238V128ZM242 127V128H241ZM244 127V128H243ZM259 127V128H258ZM34 128V129H35ZM76 128V127H75ZM74 128V129H75ZM121 128V129H120ZM218 129V132L216 133L215 131H217V129ZM229 128V129H228ZM252 128V129H251ZM257 128V129H256ZM19 129H20V131H23V132H20L19 131ZM22 129V130H21ZM47 129H49V130H47ZM51 129V130H50ZM58 129V128H57ZM71 129H67L68 131L69 130H71ZM76 129H78V128H76ZM113 129H115V130H113ZM117 129V130H116ZM128 129H129V131H131V132H129L128 131ZM171 129H173V130H171ZM177 129V131H175ZM179 129H180V131H179ZM199 129H201L200 131H199ZM231 129V130H230ZM245 129V130H244ZM247 129L250 131H247ZM255 129V130H254ZM263 129V130H262ZM41 130H42V132H41ZM80 130V129H79ZM89 132H88V131ZM185 130L186 131H188V132H186V133H188L191 137H189L188 136V134H186V138L184 137L185 136ZM190 130V131H189ZM196 130H198L199 132H197ZM206 130V131H205ZM230 130V131H229ZM244 132H243V131ZM258 132H257V131ZM261 130V131H260ZM36 131L39 133V135L40 134H42V136L43 135H45V137L47 138V136H48V138L49 139H46V142H45V138H44V136H43V139L41 138V137H39V135H38V133H37V135H35L36 134ZM67 131V133L69 134H71V131L70 132H68ZM85 131V132H84ZM122 131H119V133H115V137L114 138H116V142H115V145L120 141V136L123 134L124 135V141L127 139V140H129L128 142H129V144L132 142L131 140V138H132V136L129 134V136H130V138H129V136L127 137V136H125V134L122 132ZM172 131H174V132H172ZM179 131V132H178ZM236 131V132H235ZM238 131V132H237ZM16 132V133H15ZM65 132H66V130H65ZM79 132H82L83 134L85 133L86 135V137L82 134V136H84L83 138H84V140H85V143H84V140L82 139L81 140V138H80V136H79V138H80V140L82 141V143L81 144H87L88 145V143L90 144V146H92L91 144H93V146H95V144H96V142L95 141H97V140H95V139H99V138H101V139H99V140H104V136H101V135H99L98 134V136H97V134L96 133H93L91 130H89V129H85L84 127L82 128V131L80 130ZM87 132V133H86ZM114 132H113V134H114ZM121 132H122V134H121ZM171 132V133H170ZM182 134H181V133ZM190 132H192V133H194V135L192 134V133H190ZM219 132H221V133H219ZM253 132V133H252ZM256 134H255V133ZM20 133H22L21 134V137H20ZM34 133V134H33ZM174 133V134H173ZM184 133V134H183ZM227 133V134H226ZM237 133V134H236ZM239 133V134H238ZM244 133V134H243ZM250 133V134H249ZM262 133H263V135H262ZM26 135V137L28 136V138H26L29 142H30V144L29 145H31L32 143H33V141H34V139H35V137L37 138V136L39 137V138H41V139H36L35 140V142L32 144L33 146V148L31 147L30 148V150H32V149H37V147L35 148V146H39V145H43V146H45L46 148H47V150H50L51 149V153L50 154H53L52 155V158L54 157V162H56L57 164L59 163V165L61 166V167H59L58 166V168H60V169H57V170H55V172H54V174H56V172H58V171H60V173H62V172H64L63 173V175H65L64 177H63V179H65L64 181L65 182H63L62 184L64 185L65 184V186L63 187V185H61L62 187L60 188V191L59 190H57L56 188H54V186L52 187V185H51V183H50V181H49V184H47L48 183V181H46V180H44V179H42V178H40L39 176L38 177H36L37 175H35V177L36 178H32V176H34L33 174L30 176L29 174L27 175V173H29L28 171L29 170H26L27 168L25 167H21V166H19V164L17 163V162H15V160L14 159H12V156H11V158H10V156H9V154H6L5 153V151L7 150V148H14L15 146H17V145H22V144H24V145H28V141L27 140H24L25 139V135ZM94 134H95V136H97V138L94 136ZM112 134V133H111ZM118 134H120L119 136H116V135H118ZM196 134V135H195ZM201 134H203V136L201 135ZM215 134H217V135H215ZM235 134H236V136H235ZM242 134V135H241ZM34 135V136H33ZM89 137H88V136ZM93 135V136H92ZM122 135V136H123ZM170 136L171 135V137L169 138L168 136ZM173 135V136H172ZM174 135H176L177 136V138L179 139H177L176 138V136H174ZM183 135V136H182ZM198 135V136H197ZM205 135V136H204ZM220 135V136H219ZM241 135V137H239ZM247 135H249L248 137H247ZM260 135H262V136H260ZM34 137V139H32L33 137ZM41 136V135H40ZM90 136H92V137H90ZM122 136H121V139H123L122 138ZM181 136H182V139L183 140H181ZM213 136V137H212ZM229 136H230V138H229ZM251 136V137H250ZM253 136V137H252ZM260 136V137H259ZM4 137V138H3ZM23 137V139L22 140H20L21 138ZM90 138V139H88V138ZM103 137V138H102ZM127 137V138H126ZM167 137H168V139H167ZM189 137V138H188ZM203 137V138H202ZM207 139H206V138ZM245 137V138H244ZM250 137V138H249ZM262 137V138H261ZM14 138V139H13ZM17 138H19V139H17ZM68 138V137H67ZM93 138V140H95L94 141V143H93V140H92V143H90L91 141H89L88 142V140H91ZM95 138V139H94ZM119 138V139H118ZM242 138V139H241ZM248 138V139H247ZM252 138V139H251ZM18 141H16V140ZM66 139V138H65ZM86 139H87V141H86ZM113 139V138H112ZM118 139V140H117ZM190 139H193L194 141H192V140H190ZM198 141H197V140ZM200 139V140H199ZM202 139V140H201ZM205 139H206V141H205ZM230 139V140H229ZM249 139H251V140H249ZM257 139H258V141H257ZM23 140L24 141H27V143L25 144L24 142H23ZM47 140H48V142H47ZM52 140V139H51ZM79 140V142H81ZM98 140V141H99ZM164 140V139H163ZM170 140V141H169ZM177 140V141H176ZM190 141V143H193V145L194 146H189V144L190 143H187V142H185V141ZM217 140V141H216ZM226 140V141H225ZM231 140L233 141L232 143H231ZM238 140V141H237ZM242 140V142H240V141ZM243 140H247V141H249V142H247V141H243ZM254 140V141H253ZM11 141L15 144V146L13 145V143L12 144H10L9 146H7L6 144L8 143H11ZM20 141H22V142H20ZM42 141V142H41ZM68 141V140H67ZM105 141V140H104ZM108 141H113V140H108ZM118 141V142H117ZM167 141V142H166ZM172 141V142H171ZM176 141V142H175ZM179 141V142H178ZM184 141V142H183ZM188 141V142H189ZM222 141H224V142H226V143H224V142H222ZM256 141V143L257 142H259V143H257V145L255 144V146H254V143L253 142H255ZM7 142V143H6ZM37 142H39V143H37ZM45 142V143H44ZM61 144H60V143ZM79 142H77V144H79ZM88 142V143H87ZM101 142V141H100ZM114 142V141H113ZM126 143H128L127 141H125ZM194 142H196V143H194ZM221 142V143H220ZM247 142V143H246ZM250 142H251V144H250ZM19 143V144H18ZM20 143H22V144H20ZM35 143H36V145H35ZM41 143H43V144H41ZM76 143V142H75ZM171 143V144H170ZM173 143H175L174 144V146H173ZM181 143H182V145H181ZM183 143H185V144H183ZM234 143V144H233ZM45 144V145H44ZM64 144V145H63ZM101 144V143H100ZM129 144H126V145H129ZM188 144V146L189 147H191V148H188V146L186 147V145ZM204 144H206V145H204ZM235 144H237V145H235ZM244 146H243V145ZM247 144V145H246ZM251 146V147H247V146H249V145ZM253 144V145H252ZM6 145V146H5ZM80 145V144H79ZM79 145H76V146H79ZM171 145V146H170ZM192 145V144H191ZM198 145H199V147H198ZM240 145V146H239ZM262 145V146H261ZM2 146H4V147H2ZM13 146V147H12ZM48 146H49V148H48ZM52 146V145H51ZM67 146H68V148H67ZM89 146V145H88ZM173 146V147H172ZM182 146V147H181ZM184 146V147H183ZM204 146H206V147H204ZM221 148H220V147ZM242 146V147H241ZM253 146V147H252ZM258 147V148H256L257 150H255V148L254 147ZM6 147V148H5ZM179 147H180V149H179ZM192 147H193V149H194V147H195V149L197 150H195L196 152H195V156L194 155H190V154H192L190 151L192 150ZM201 147V148H200ZM231 147V148H230ZM233 147H234V149H233ZM236 147H238V148H236ZM247 147V148H246ZM2 148H4V149H2ZM174 148V149H173ZM183 148V149H182ZM200 148V149H199ZM248 148H251V149H248ZM261 148V149H260ZM188 149V150H187ZM191 149V150H190ZM199 149V150H198ZM201 149H202V151H201ZM203 149H205V150H203ZM208 149H210L209 151H206V150H208ZM239 149V150H238ZM254 149V150H253ZM260 151H259V150ZM38 150V149H37ZM185 150H187V151H185ZM190 150V151H189ZM229 152H228V151ZM57 151V152H56ZM62 151V152H61ZM180 151V152H179ZM185 151V152H184ZM198 151H200V154H199V152ZM206 151V152H205ZM227 151V152H226ZM237 151H238V153H237ZM243 151H245V152H243ZM255 151V152H254ZM260 153H259V152ZM263 151V153L261 154V152ZM3 152L5 153V155L3 154ZM7 152V151H6ZM53 152V153H52ZM59 152H61V155H64V157L62 158V156L59 154ZM77 152V153H76ZM137 152H139V151H137ZM176 152H178V153H176ZM183 152V153H182ZM224 152V153H223ZM236 152V153H235ZM249 152V154H247ZM252 154H251V153ZM31 153V152H30ZM32 153H34V152H32ZM39 153L41 154V151H39ZM58 153V155H59V157L56 155ZM175 153V154H174ZM181 153V154H180ZM196 153H198V155L196 154ZM230 153V154H229ZM244 153H245V155H244ZM255 155H254V154ZM2 154V155H1ZM70 154V155H69ZM75 154V155H74ZM123 154V155H122ZM132 154H133V156H132ZM204 156H203V155ZM7 155L9 156V157H7ZM37 155V154H36ZM69 155V156H68ZM75 156V157H73V156ZM135 155V156H134ZM146 155V156H145ZM188 155H190V156H188ZM251 157H250V156ZM56 156V157H55ZM60 156H61V158H60ZM79 156V157H78ZM115 156H116V158L118 159V158H120V156H121V158L123 159V161H122V159L120 158V159H118V160H116V158H115ZM128 156V157H127ZM141 156V157H140ZM154 156V157H153ZM184 156V157H185ZM197 156V157H196ZM200 156H202V157H200ZM263 156V157H262ZM3 157V158H2ZM57 157H58V159H57ZM67 157H69V158H67ZM87 157V158H86ZM133 157V158H132ZM143 157L145 158L144 160H143ZM151 159H150V158ZM187 157H185V160H186V162H188L187 161ZM207 160V161H205L204 160V158ZM8 158H10V159H8ZM34 159V161L32 162V163H30V162H27L28 163V165L29 166H31L32 167V165H34V164H36L37 166H41V164H42V162L40 161V157H38V158H36V157H33ZM36 158V159H35ZM72 158V159H71ZM86 158V159H85ZM95 158V159H94ZM133 160V161H130L131 159ZM151 160H149V159ZM156 158V159H155ZM197 158V159H196ZM199 158V159H198ZM235 158V159H234ZM259 158V159H258ZM14 161H12V160ZM67 159H68V161H67ZM90 159V160H89ZM139 159V160H138ZM149 160V161H147V160ZM155 159V160H154ZM159 159H160V161H159ZM181 159H183V161H185L184 160V158H181ZM203 159V160H202ZM67 162H66V161ZM72 160V161H71ZM88 160V161H87ZM94 160V161H93ZM100 160V161H99ZM126 162H125V161ZM162 160V161H161ZM196 160H198V161H196ZM200 160V161H199ZM35 161H37L38 163H39V165H38V163H35ZM91 161V162H90ZM105 161V162H104ZM121 161H122V163H121ZM128 161L130 162V163H133V164H130V163H128ZM141 161V162H140ZM153 161V162H152ZM193 161H195L194 163H193ZM7 162V163H6ZM64 162H66V163H64ZM109 162L110 164L108 165L107 163ZM116 162H118V163H116ZM143 162H145V163H143ZM152 162V163H151ZM164 162V163H163ZM200 162V163H199ZM203 162H204V164H203ZM206 162H209V164L208 163H206ZM41 163V164H40ZM69 163V165H67ZM71 163V164H70ZM96 163V164H95ZM114 163V164H113ZM127 163V164H126ZM138 163V164H137ZM143 163V164H142ZM153 164V165H151V164ZM157 163V164H156ZM199 163V164H198ZM14 164V166H12ZM18 165V166H16V165ZM91 164V165H90ZM99 164V165H98ZM102 164H103V166H102ZM125 164V165H124ZM135 164V166H132V165H134ZM146 164V165H145ZM147 164H148V166H147ZM206 164V165H205ZM35 165V166H36ZM43 165V164H42ZM63 165H64V167H63ZM111 165V166H110ZM123 165V166H122ZM139 166V168H141V167H144L143 169H140L141 171H138L139 170V168H138V170H134V167L135 168H137V166ZM149 165H150V167H149ZM166 165V166H165ZM217 165V166H216ZM69 166H71L70 168H69ZM116 166V167H115ZM120 166V167H119ZM129 166V167H128ZM132 166V167H131ZM145 166H147V167H145ZM159 166V167H158ZM166 168H165V167ZM196 166H198V167H196ZM203 166V168H201ZM208 166V167H207ZM213 166V167H212ZM214 166H216V167H214ZM15 167V168H14ZM18 167H21V169H19ZM95 167H98V169L97 168H95ZM99 167H100V169H99ZM107 168V170L105 171V169ZM110 167H113V168H110ZM124 167V168H123ZM126 167L128 168V169H126ZM149 167V168H148ZM151 167H153V169H156V170H153V169H151V170H153V171H151L152 173H153V176H152V174H150L149 172H150V168ZM163 167V168H162ZM207 169H206V168ZM15 170H14V169ZM69 168V169H68ZM145 168H147V170L145 169ZM168 168V169H167ZM195 168V169H194ZM217 168V169H216ZM63 169H64V171H63ZM89 169H91V170H89ZM95 169H97V170H95ZM112 169V170H111ZM115 169V170H114ZM120 169V170H119ZM125 169V170H124ZM130 169V170H129ZM170 169V170H169ZM16 170H22L21 171V174L19 175L18 174V171H16ZM24 170H26V172L24 171ZM67 170V171H66ZM132 170H134V172L135 173H139V174H135ZM149 171V172H145V171ZM161 170V171H160ZM69 171H70V173H69ZM98 173H97V172ZM99 171L101 172V173H99ZM129 171H132V172H130L129 173ZM138 171V172H137ZM142 171H144V173H146V174H149L148 176L150 177V175L152 176L151 177V181L149 180V177H146V176H144L145 174L142 172ZM154 171H157V173L156 172H154ZM202 171H203V173H202ZM16 172V173H15ZM65 172H66V174H65ZM103 172V173H102ZM112 172V173H111ZM114 172V173H113ZM117 172H119V173H117ZM122 172V173H121ZM140 172H142V175H143V180L145 181H143L142 179L141 180H139V177H138V175H141V173ZM165 172V173H164ZM20 173V172H19ZM22 173H23V176H25V178L27 177V180L29 181L31 178H32V180H30L29 181V183H28V185H27V183H23V182H25V180L24 181H22L21 179H22ZM31 173V172H30ZM70 175H69V174ZM108 173H110V174H108ZM116 173H117V175H116ZM129 173V174H128ZM155 173V174H154ZM98 174H104V175H102V176H100V175H98ZM116 176H115V175ZM125 174V175H124ZM126 174H128V175H126ZM133 174V176L135 175H137L136 177L134 176H130V175H132ZM18 175H19V177H20V179L19 178H17L18 177ZM67 175H68V177H67ZM122 177H121V176ZM162 175V176H161ZM209 175V176H208ZM211 175V176H210ZM97 176V177H96ZM100 176V177H99ZM109 177V179H108V177ZM115 176V177H114ZM154 176H157V177H154ZM158 176H160V177H158ZM168 176V177H167ZM206 176H207V178H206ZM49 177H51V178H53L54 177V175H49ZM91 177H92V179H91ZM104 177V178H103ZM138 177V179H136ZM164 179H163V178ZM177 177V178H176ZM213 177V178H212ZM24 178V177H23ZM28 178H30V179H28ZM75 178V179H74ZM124 178H126V179H124ZM134 178V179H133ZM145 178H146V180H145ZM148 178V179H147ZM152 178H154V179H152ZM156 178H159L160 180L158 181ZM206 178V179H205ZM210 178V179H209ZM218 179V181H217V179ZM36 179V180H35ZM37 179H38V181H37ZM70 179V180H69ZM103 180V182H102V180ZM167 179V180H166ZM17 180H18V182H17ZM19 180H21V182L19 181ZM40 180H42V181H40ZM43 180L44 181H46V183L45 182H43ZM69 180V182H67ZM79 180V181H78ZM104 180H106V181H104ZM111 181V182H109V181ZM116 180H118V182L116 181ZM120 180V181H119ZM123 182H122V181ZM125 180V181H124ZM213 182H212V181ZM16 181V182H15ZM37 181V182H36ZM86 181V182H85ZM116 181V182H115ZM129 183H128V182ZM138 181V182H137ZM148 181V182H147ZM153 181V182H152ZM154 181H156V182H154ZM162 181H165V182H162ZM221 181H222V183H221ZM33 182V183H32ZM35 182V183H34ZM67 182V183H66ZM78 182H80V186H81V184L83 183L85 186L87 185L86 183H88V188H87V190L88 191H86L85 193H81L78 189H75V188H77L73 183H76V184H78ZM105 182H106V184H105ZM121 182V183H120ZM135 182V183H134ZM149 182L150 183H152L151 185H149L148 186V184H149ZM161 182V183H160ZM168 182V183H167ZM6 184V186H7V189L6 188H4V186H5V184ZM37 183V184H36ZM40 183V184H39ZM134 183V184H133ZM145 183V184H144ZM160 183V184H159ZM22 184H24V185H22ZM43 184V185H42ZM47 184V185H46ZM108 184V185H107ZM111 184V185H110ZM116 186H115V185ZM130 184H132V185H130ZM144 184V185H143ZM156 184H158V185H156ZM169 184V185H168ZM9 185V186H8ZM26 185L28 186V187H26ZM41 185V186H40ZM46 185V186H45ZM69 185V186H68ZM71 185L73 186V187H71ZM96 185H98V186H96ZM141 185V186H140ZM146 185H147V188H146ZM164 185H167V186H164ZM5 186V187H6ZM11 186V187H10ZM15 188H14V187ZM21 186H22V188H21ZM24 186V187H23ZM36 186V187H35ZM40 186V187H39ZM49 186H51V187H49ZM68 186V187H67ZM84 186V187H85ZM101 186V187H100ZM103 186V187H102ZM106 186V187H105ZM114 186V187H113ZM118 186V187H117ZM124 186V187H123ZM132 186V187H131ZM135 186V187H134ZM137 186H139V187H137ZM144 186H145V188H144ZM9 187V188H8ZM30 187H32V190H31V188ZM99 187V188H98ZM118 188V189H116V188ZM127 187V188H126ZM128 187L130 188V189H132V190H130V189H128ZM143 187V188H142ZM164 189H163V188ZM168 187V188H167ZM183 187V188H182ZM11 188H13V191L14 190H16L17 192H13L12 191V189ZM30 188V189H29ZM35 188H37V189H35ZM54 188V189H53ZM74 188V189H73ZM89 188H91L90 190H89ZM105 188V189H104ZM109 188H110V190H109ZM126 188V189H125ZM140 188H142V189H140ZM4 189H6V190H4ZM61 189H63V190H61ZM68 189V190H67ZM71 189V190H70ZM113 189V190H112ZM116 189V190H115ZM122 191H121V190ZM146 189V190H145ZM148 189V190H147ZM65 190H67V191H65ZM76 192H75V191ZM91 190H94V192H92L91 194H90V191ZM100 190V191H99ZM112 190V191H111ZM136 190V191H135ZM138 190V191H137ZM2 191H5L4 192V194H3V192ZM8 191V190H7ZM23 191V192H22ZM59 191V192H58ZM96 191V192H95ZM103 191V192H102ZM106 191V192H105ZM110 192V194H109V192ZM131 191V192H130ZM154 191V192H153ZM71 192H74L73 194L71 193ZM78 192V193H77ZM98 192V193H97ZM113 192V193H112ZM117 192V193H116ZM120 194H119V193ZM138 192V193H137ZM144 192V194H142ZM152 192V193H151ZM207 192V193H206ZM14 193V194H13ZM23 193H26L25 195L23 194ZM34 193V194H33ZM81 193V194H80ZM123 193H125V194H123ZM128 194V196H127V194ZM196 193H197V195H196ZM33 194V195H32ZM35 194H36V196H35ZM76 194H78V195H81V196H77ZM85 194V195H84ZM93 194V195H92ZM96 194H98V196L99 195H102L101 197H96L95 195ZM112 194V195H111ZM118 194V195H117ZM132 194V195H131ZM140 195V196H138V195ZM175 194V195H174ZM207 194V195H206ZM209 194H210V196H209ZM5 195V196H4ZM84 195V196H83ZM110 195V196H109ZM116 195V196H115ZM122 195H123V197H122ZM126 195V196H125ZM145 195V196H144ZM154 195V196H153ZM200 195V196H199ZM76 196V197H75ZM85 196H88V197H85ZM115 198H114V197ZM119 196V197H118ZM176 196V197H175ZM196 196L197 197H199L198 199H200V200H197V198H196ZM208 196V197H207ZM8 197V196H7ZM85 197V198H84ZM95 197H96V199H95ZM107 197V198H106ZM121 197V198H120ZM128 199H126V198ZM131 197H133V198H131ZM136 197H139V199H141L142 201H140V200H138V198H136ZM141 197V198H140ZM147 197H149V199L147 198ZM201 197V198H200ZM205 197V198H204ZM1 198H2V200L4 199L5 200V202L7 201L8 203V206H6L7 204H5V203H3V201L1 200ZM20 198V199H19ZM34 198V199H33ZM79 198V199H78ZM85 199V202H86V204H85V202H84V199ZM88 198V199H87ZM98 198H99V200H100V202H96V200H98ZM102 198H104V199H102ZM114 198V199H113ZM123 198V199H122ZM130 198V199H129ZM135 198V199H134ZM212 198V199H211ZM12 199V198H11ZM80 199H83L82 201H83V204H82V201H80ZM87 199V200H86ZM107 199V200H106ZM109 199H110V201H109ZM117 199V200H116ZM119 199V200H118ZM211 199V200H210ZM19 200H21V202H19V204H20V206L22 205L23 207H20V206H18V201ZM88 200H90V201H88ZM106 200V201H105ZM129 200H131V201H133V202H131V201H129ZM134 200H135V202H134ZM195 200V201H194ZM208 200V201H207ZM12 201L14 202V203H12ZM35 201V202H34ZM115 201V202H114ZM118 201V202H117ZM129 201V202H128ZM143 201H144V203H143ZM147 201V202H146ZM177 201V202H176ZM201 201V202H200ZM204 203H203V202ZM207 203H206V202ZM213 201V202H212ZM25 202V203H24ZM89 202H90V204H89ZM108 202V203H107ZM110 202H112V203H110ZM139 202V203H138ZM182 202V203H181ZM198 202V204H196ZM209 202H211V203H209ZM17 204V206L19 207V210H20V208H21V210H20V212H19V210L17 209L18 207L16 206V204ZM105 203V204H104ZM114 203V204H113ZM117 205H116V204ZM120 203H121V206H120ZM123 203H124V206H123ZM135 203H136V205H135ZM146 203V204H145ZM194 203V204H193ZM25 204V205H24ZM26 204H28V205H26ZM89 204V205H88ZM100 204V205H99ZM104 204V205H103ZM112 204V205H111ZM119 204V205H118ZM132 204H133V207H130V205L132 206ZM146 205V207H145V205ZM176 204V205H175ZM182 204V205H181ZM184 204V205H183ZM196 204V205H195ZM202 204V205H201ZM204 204V205H203ZM206 204L208 205V207H206ZM213 204V205H212ZM33 205H34V208H33ZM76 205V206H75ZM94 205V206H93ZM99 205V206H98ZM107 205V206H106ZM140 205V206H139ZM195 205V206H194ZM12 206V207H11ZM84 206V207H83ZM88 206V207H87ZM117 206V207H119V208H115V207ZM127 208H126V207ZM148 206L149 207H151V208H148ZM183 206V207H182ZM194 206V207H193ZM206 208H205V207ZM3 207V208H2ZM9 207V208H8ZM15 207V208H14ZM31 207V208H30ZM76 207V208H75ZM93 209V211L90 209ZM94 207V208H93ZM105 207V208H104ZM113 207V208H112ZM123 207V208H122ZM135 207V208H134ZM139 207V208H138ZM142 207H143V209H142ZM197 207V208H196ZM86 208V209H85ZM88 208V209H87ZM110 208V209H109ZM122 208V209H121ZM129 208H130V210H129ZM131 208H132V210H135V212L134 211H131ZM134 208V209H133ZM138 208V209H137ZM154 208V209H153ZM160 208V209H159ZM182 208H184V209H182ZM17 209V210H16ZM32 209V210H31ZM35 209H36V212H35ZM78 209V210H77ZM95 209V210H94ZM109 210V211H107V210ZM140 209V210H139ZM148 212V213H146V211ZM169 210V211H167V210ZM193 209H194V211H193ZM208 209V210H207ZM212 209V210H211ZM105 210V211H104ZM116 210H119V211H116ZM136 210H137V213H136ZM181 212H180V211ZM214 210V211H213ZM16 211V212H15ZM32 211V212H31ZM34 211V212H33ZM93 212L92 214L94 215V217H93V215L91 216V213L89 214V212ZM94 211H96V213L94 212ZM101 211V212H100ZM111 211V212H110ZM116 211V212H115ZM144 211V212H143ZM159 211V212H158ZM207 211H210V212H207ZM78 212V213H77ZM129 212V213H128ZM141 212V213H140ZM194 212H195V214H194ZM196 212L198 213L197 215H196ZM32 213V214H31ZM36 213V214H35ZM98 213H100V214H98ZM103 213V214H102ZM113 213V214H112ZM132 213V214H131ZM135 213V214H134ZM145 213V214H144ZM150 213H152V214H150ZM170 213V214H169ZM183 213V214H182ZM205 213H207V214H205ZM22 214V215H21ZM98 214V215H97ZM102 214V215H101ZM107 214H109V215H107ZM143 214V215H142ZM154 214V215H153ZM19 215V216H18ZM46 215H47V217H46ZM90 215V216H89ZM111 215V216H110ZM113 215H114V217H113ZM145 215V216H144ZM149 215V216H148ZM159 215L161 216V217H159ZM11 216V217H10ZM32 216V217H31ZM40 218H39V217ZM104 216V217H103ZM164 216V217H163ZM176 216V217H175ZM10 217V218H9ZM34 217H35V219H34ZM49 217V218H48ZM90 217H92V218H90ZM112 217V218H111ZM157 217V218H156ZM159 217V218H158ZM190 217V218H189ZM193 217V218H192ZM154 218V219H153ZM162 218H163V220H162ZM169 218H171V219H169ZM175 218V219H174ZM5 219V220H4ZM8 219V220H7ZM112 219H113V223H111L112 222ZM157 219V220H156ZM178 219V220H177ZM180 219V220H179ZM186 219V220H185ZM9 220H11V221H9ZM20 220V221H19ZM41 220V221H40ZM53 220V221H52ZM118 220V221H117ZM159 220V221H158ZM172 222H171V221ZM2 221V222H1ZM8 221V222H7ZM48 221V222H47ZM51 221V222H50ZM115 221L116 222H119V224H115ZM149 221H150V223H149ZM152 221L154 222V223H152ZM158 221V222H157ZM169 222V223H166V222ZM175 221H177V222H175ZM180 221V222H179ZM184 221V222H183ZM191 223H190V222ZM226 221V222H225ZM186 222V223H185ZM11 223V224H10ZM47 223H49V225L46 224ZM162 223V224H161ZM166 223V224H165ZM176 223H178V224H176ZM10 226H9V225ZM38 224V225H37ZM44 224V225H43ZM154 224V225H153ZM183 225V224H185V225H183V226H181V225ZM188 224V225H187ZM224 224V225H223ZM55 225V226H54ZM120 225V226H119ZM150 225H152V227L150 226ZM39 226L41 227V228H43L46 232H47V235L45 234V235H42L41 233H40V231H39ZM43 226V227H42ZM46 226V227H45ZM49 226V227H48ZM149 226H150V229H149ZM162 226V227H161ZM166 226V227H165ZM167 226H170L169 228V230H168V227ZM173 226V227H172ZM119 227V228H118ZM155 227V228H154ZM157 227V228H156ZM181 227V228H180ZM183 227V228H182ZM184 227H186L185 229H184ZM189 227V228H188ZM123 228V229H122ZM148 228V229H147ZM159 228V229H158ZM165 228V229H164ZM47 229V230H46ZM124 229H127V230H124ZM143 229V230H142ZM156 229V230H155ZM179 229V230H178ZM187 229V230H186ZM85 232H84V231ZM125 232H124V231ZM130 230H133L134 231V233H133V231H131L130 232ZM155 230V231H154ZM184 230H185V232H184ZM191 230V231H190ZM127 231V232H126ZM152 231V234H150V232ZM175 231V232H174ZM50 232V233H49ZM89 232V233H88ZM153 232H154V234L155 233H157V237L156 236H154L153 235ZM159 232V233H158ZM163 232V233H162ZM168 232V233H167ZM170 232V233H169ZM178 232V233H177ZM196 232H198V233H196ZM222 232V233H221ZM131 234V236L129 235V234ZM147 234V236H146V234ZM160 233H162L161 235H160ZM48 234H49V237H48ZM90 234V235H89ZM93 234V235H92ZM126 234V235H125ZM136 235V238L138 237V235H142V236H145L144 238H143V240L144 239H147V238H149L150 239V237H151V239L150 240H153L154 239V241H155V247L156 248H158V250L155 248V253L154 252H152V250L150 249V248H147V247H149L148 245H146L145 246V243H141V242H138L139 240H140V238H141V240H142V237H138L137 239L136 238H134L133 237V235ZM54 235V236H53ZM93 237H92V236ZM128 235V236H127ZM134 235V236H135ZM150 235V236H149ZM152 235V236H151ZM159 235V236H158ZM167 235V236H166ZM207 235V236H206ZM149 236V237H148ZM190 236H192V237H190ZM223 236V237H222ZM52 237V238H51ZM55 239H54V238ZM87 237V238H86ZM92 239H91V238ZM159 237V238H158ZM161 237V238H160ZM164 237V238H163ZM167 237V238H166ZM205 237H206V239H205ZM209 239H208V238ZM49 238V239H48ZM51 238V239H50ZM89 238H90V240H89ZM134 238V239H133ZM159 240H158V239ZM162 238H163V240H162ZM166 238V239H165ZM61 239V240H60ZM101 239V240H100ZM104 239V240H103ZM136 239V240H135ZM139 239V240H138ZM148 239V240H149ZM156 239V240H155ZM192 239V240H191ZM13 240L15 241L16 240V242H17V240H19V241H21V244L20 245H18L17 243L15 244L14 242H13ZM53 240V241H52ZM85 240H87V241H85ZM88 240H89V242L91 243V245L93 246L94 244H96V245H94L93 247L91 246V245H89L90 243L88 242ZM95 240V241H94ZM110 240V241H109ZM133 240V241H132ZM138 240V241H137ZM158 240V241H157ZM200 240V241H199ZM93 241V242H92ZM103 243H102V242ZM161 241V242H160ZM205 241V242H204ZM225 242V243H223V242ZM23 242H25V243H23ZM61 242V243H60ZM101 242V243H100ZM107 242V243H106ZM157 242V243H156ZM159 242V243H158ZM162 242H165V243H163L162 244ZM221 242V245L219 244ZM228 242V243H227ZM58 243V244H57ZM63 243V244H62ZM170 244L169 246H168V244ZM201 243V244H200ZM233 243V244H232ZM100 244V245H99ZM157 244V245H156ZM184 244V245H183ZM31 247H30V246ZM36 245H38V246H36ZM85 245H87V246H85ZM103 245V246H102ZM172 245H173V247H172ZM207 245V246H206ZM231 245V246H230ZM235 245V246H234ZM33 246H34V248H33ZM63 246H64V249H63ZM90 246V247H89ZM97 248H96V247ZM164 246V247H163ZM167 246H168V248H167ZM175 246H176V248H175ZM186 246V247H185ZM26 247V248H27ZM89 249H88V248ZM92 247V248H91ZM166 247V248H165ZM170 247V248H169ZM26 248L25 249H23V250H25V251H27L26 250ZM29 248H28V252H30L29 251ZM33 248V249H32ZM59 248H60V250H59ZM163 248H165L164 250H162ZM178 248H179V251H177L178 250ZM22 249V248H21ZM57 249V250H56ZM109 249V250H108ZM167 249V250H166ZM176 251H175V250ZM186 249V250H185ZM227 249L228 250H230V251H228L227 252ZM113 250V251H112ZM159 250H161V251H159ZM180 250H182V251H180ZM188 250H190V251H188ZM217 250H218V252H217ZM221 250V251H220ZM58 251V252H57ZM108 251H109V253H108ZM154 251V250H153ZM158 251V252H157ZM174 251V252H173ZM111 252V253H110ZM159 252H160V254H159ZM162 252V253H161ZM164 252V253H163ZM59 253H61V255L59 254ZM104 253H106V254H103ZM115 253V254H114ZM177 255H176V254ZM181 253V254H180ZM217 253V254H216ZM220 253H221V256H220ZM226 253V254H225ZM100 254V255H99ZM102 254V255H101ZM166 254H167V256H166ZM37 255V256H36ZM115 255V256H114ZM121 255V256H120ZM156 255V256H155ZM161 257H160V256ZM174 255V256H173ZM179 255V256H178ZM182 255V256H181ZM100 256V257H99ZM117 256V257H116ZM166 256V257H165ZM223 256H224V258H223ZM39 257V258H38ZM138 257V258H137ZM156 257H157V259H156ZM160 259H159V258ZM168 257V258H167ZM44 258V259H43ZM114 258V259H113ZM136 258V259H135ZM223 258V259H222ZM226 258V259H225ZM106 259V261H104ZM162 259V260H161ZM167 259V260H166ZM62 260V261H61ZM67 260V261H66ZM119 260V261H118ZM139 260H141L140 262H139ZM165 260H166V262H165ZM219 260H220V262H219ZM224 260H226V262L224 261ZM37 261V262H38ZM58 261V262H57ZM111 261V262H110ZM159 261V262H158ZM99 262V263H98ZM102 262V263H101ZM121 262V263H120ZM223 262H225V263H223ZM0 264H1V262H0Z\"/></svg>","mask_w":264,"mask_h":264},{"label":"bare ground","instance_id":"2","mask_svg":"<svg viewBox=\"0 0 264 264\" xmlns=\"http://www.w3.org/2000/svg\"><path fill=\"white\" fill-rule=\"evenodd\" d=\"M2 1V0H1ZM4 1V0H3ZM9 1V0H8ZM11 1V0H10ZM12 1H14L15 2V0H12ZM20 1H22V0H20ZM24 1V0H23ZM22 1V2H23ZM27 1V0H26ZM32 1V0H31ZM44 1V0H43ZM47 1V0H46ZM57 1V0H56ZM60 1V0H59ZM73 1V0H72ZM80 1V0H79ZM106 1V0H105ZM109 1V0H108ZM114 1V0H113ZM119 2L121 1L122 2V0H118ZM126 1V0H125ZM139 1V0H138ZM181 1V0H180ZM183 1V0H182ZM205 1V0H204ZM215 1V0H214ZM226 1V0H225ZM232 1V0H231ZM241 1V0H240ZM25 2V1H24ZM49 2H50V0H49ZM53 2H54V0H53ZM64 2V1H63ZM63 2L61 1V4H63ZM68 2V1H67ZM69 2H70V0H69ZM81 2L82 3H84V5L85 6H87L88 7V9L90 8V12H92V10L91 9H93V10H95L96 11V9L98 10V8L96 7L97 5H98V3H97V0H81ZM103 2V1H102ZM120 2V3H121ZM146 2V1H145ZM158 2V1H157ZM192 2V1H191ZM198 2V1H197ZM207 2H211V0L210 1H206V3ZM215 2H217V1H215ZM214 2V5L216 6V7H218L217 9H220L221 8V4L222 3H224V2H222V0H220V3L221 4H218V2H219V0H218V2L217 3H215ZM233 3H234V1H232ZM255 2H257V1H255ZM27 3V2H26ZM25 3V4H26ZM45 3V2H44ZM75 3V2H74ZM82 3H80V4H82ZM104 3V2H103ZM102 3V4H103ZM108 3H110L111 4V0H110V2H108ZM107 2H106V4L104 3L103 4V6H101V4H100V8L103 10V13L104 14H107V17L109 16V18H108V20H109V23H111V24H115L116 23V20L119 22V20H120V18H119V16L121 17L122 16V14L121 13H123L122 11H123V8L122 7H119V8H122V11L120 12V15H119V13H116L114 10L117 8L116 6H115V4H111L112 5V7H113V5H114V7H116L115 9L114 8H112L109 4H108ZM141 3V2H140ZM185 3V2H184ZM196 3V2H195ZM225 3H227L228 5L231 3L230 2V0L228 1V2H225ZM232 3V4H233ZM3 4H5L4 2H3ZM8 4H11L10 2L8 3ZM13 4V3H12ZM12 4H11V8H13L12 7ZM16 4H18V3H16ZM34 4V3H33ZM53 4V3H52ZM59 4V3H58ZM66 3H64L63 5H65ZM70 4V3H69ZM97 4V5H96ZM118 4V3H117ZM122 4V3H121ZM120 4V5H121ZM136 4H137V2H136ZM135 4V5H136ZM177 4H179V3H177ZM183 4V3H182ZM186 4V3H185ZM188 4V3H187ZM194 4V3H193ZM198 4V3H197ZM213 4V3H212ZM211 4V5H212ZM231 4V5H232ZM242 4V3H241ZM240 4V5H241ZM246 4V3H245ZM257 4H259V3H257ZM56 4L54 3V6H55ZM142 5V4H141ZM146 5V4H145ZM155 5V4H154ZM153 5V6H154ZM158 5V4H157ZM166 5V4H165ZM199 5V4H198ZM210 5V4H209ZM235 6H237L236 4H234ZM233 5V6H234ZM247 5V4H246ZM21 6V5H20ZM19 5H14V7H16L14 10H16L19 14H20V16H22L23 18H24V20H26V19H30L31 21L32 20H34L35 18L32 16L33 15V13H34V11H33V13H30V14H32V15H29V9L26 11L25 10V8H23L24 6H21L20 7ZM49 6H51V4H49ZM60 6V5H59ZM59 6H57V7H59ZM66 6V5H65ZM67 6H68V4H67ZM80 6V5H79ZM82 6H83V4H82ZM81 6V7H82ZM139 6V5H138ZM152 6V7H153ZM178 6V5H177ZM205 6V5H204ZM204 6H202L203 8H204ZM227 6V5H226ZM226 6H224V7H226ZM10 7V6H9ZM30 7V6H29ZM29 7H27V8H29ZM61 7H63V6H61ZM60 7V8H61ZM71 7V6H70ZM78 7V6H77ZM123 7H126V6H124V4H123ZM135 7V6H134ZM157 7V6H156ZM168 7V6H167ZM182 7V6H181ZM213 7V6H212ZM212 7H210V8H212ZM220 7V8H219ZM224 7H223V12L225 11L224 10ZM245 7V6H244ZM26 8V9H27ZM38 8H40V9H42L40 6L38 7ZM65 8V7H64ZM86 8V7H85ZM99 8V9H100ZM128 8V7H127ZM126 8V9H127ZM145 8H147V7H145ZM159 8V7H158ZM165 8V7H164ZM187 8V7H186ZM206 8V7H205ZM215 8V7H214ZM233 8H235V7H233ZM232 8V9H233ZM247 8H248V6H247ZM252 8V7H251ZM40 9L38 10V11H40ZM62 9V8H61ZM68 9V8H67ZM72 9V8H71ZM79 9V8H78ZM84 9V8H83ZM114 9V10H113ZM118 9V8H117ZM143 9V8H142ZM226 9L228 10V8L226 7ZM12 10V9H11ZM73 10H74V7H73ZM72 10V11H73ZM102 10L101 11H99V12H102ZM137 10V9H136ZM135 10V11H136ZM139 10H141V9H139ZM150 10H151V8H150ZM220 10V11H221ZM230 10V9H229ZM13 11V10H12ZM43 11V10H42ZM52 11V10H51ZM66 11V10H65ZM74 11H77V9L76 10H74ZM73 11V12H74ZM98 11H96V12H98ZM119 11V10H118ZM117 11V12H118ZM131 11V10H130ZM134 11V10H133ZM154 11V10H153ZM156 11H157V9H156ZM196 11V10H195ZM215 11V10H214ZM217 11V10H216ZM221 11V13H223ZM261 11V10H260ZM30 12H32V10L30 11ZM58 12V11H57ZM67 12V11H66ZM79 12L80 11H78V14H79ZM84 12V11H83ZM96 12L94 13V14H96ZM98 12V13H99ZM138 12V11H137ZM137 12H136V14H137ZM149 12V11H148ZM165 12V11H164ZM169 12V11H168ZM179 12V11H178ZM213 12V11H212ZM245 12H246V10H245ZM253 12H255V11H253ZM263 12V11H262ZM69 13V12H68ZM81 13V12H80ZM97 13V14H98ZM126 13H127V11H126ZM133 13H135V12H133ZM206 13V12H205ZM219 13V12H218ZM240 13V12H239ZM243 13V12H242ZM18 14V15H19ZM53 14V13H52ZM60 14H61V12H60ZM64 14V13H63ZM63 14H62V16H63ZM75 15H76V13H74ZM89 14V13H88ZM100 15L102 14V13H99ZM103 14V15H104ZM118 14V15H117ZM124 14V13H123ZM129 14V11H128V13H127V15ZM141 14V13H140ZM147 14V13H146ZM160 14H161V12H160ZM181 14V13H180ZM213 15L215 14V15H218V14H216V12L215 13H212ZM260 14H261V12H260ZM18 15H16V16H18ZM34 15H35V13H34ZM47 15V14H46ZM66 15V14H65ZM68 15V14H67ZM102 15V16H103ZM148 15V14H147ZM153 15H155V16H157L156 14H153ZM215 15L213 16V17H215ZM10 16V15H9ZM36 16V15H35ZM53 17H54V15H52ZM69 16V15H68ZM89 16V15H88ZM95 16V15H94ZM106 15H104V17H105ZM125 16V15H124ZM131 16V15H130ZM141 16V15H140ZM149 16V15H148ZM170 16V15H169ZM219 16H220V14H219ZM218 16V17H219ZM222 16H223V14H222ZM247 16V15H246ZM38 17V16H37ZM47 17V16H46ZM83 17V16H82ZM96 17V16H95ZM128 18H129V16H127ZM133 17V16H132ZM145 17V16H144ZM154 17V16H153ZM158 17H159V14H158ZM158 17H156V19L158 18ZM163 17V16H162ZM173 17V16H172ZM171 17V18H172ZM175 17H176V15H175ZM205 17H206V15H205ZM221 17V16H220ZM6 18V17H5ZM15 18V17H14ZM41 18V17H40ZM64 18V17H63ZM72 18V17H71ZM84 18V17H83ZM98 18V17H97ZM119 18V19H118ZM160 18V17H159ZM158 18V19H159ZM171 18H169V19H171ZM176 18H178V17H176ZM175 18V19H176ZM181 18V17H180ZM180 18H179V21H180ZM207 18V17H206ZM222 18H224V17H222ZM226 18V17H225ZM246 18V17H245ZM18 19H20V21H21V18H18ZM42 19H43V17H42ZM41 19V20H42ZM60 19H61V17H60ZM59 19V20H60ZM66 19V18H65ZM65 19H64V21H65ZM92 19V18H91ZM99 19H100V17H99ZM141 19V18H140ZM148 19V18H147ZM156 19H155V21H156ZM182 19H183V17H182ZM185 19V18H184ZM188 19V18H187ZM210 20H211V17L209 18ZM216 19V17L214 18V20ZM221 19V18H220ZM10 20V19H9ZM29 20V21H30ZM37 20V19H36ZM35 20V21H36ZM40 20V19H39ZM39 20H37V21H39ZM57 20H58V18H57ZM75 20V19H74ZM94 20V19H93ZM97 20V19H96ZM105 20H106V18H105ZM126 20H129V19H126ZM153 20H154V18H153ZM152 20V21H153ZM164 20V19H163ZM209 20V21H210ZM213 20V21H214ZM223 20V19H222ZM225 20V19H224ZM234 20V19H233ZM18 21V20H17ZM35 21H32V23L33 22H35ZM62 21V23L61 24H63V20H61ZM60 21V22H61ZM67 21V20H66ZM99 21V20H98ZM133 21V20H132ZM147 21V20H146ZM154 21V22H155ZM167 21H169V20H167ZM178 21V20H177ZM200 21V20H199ZM198 21V22H199ZM203 21H206V19H204ZM219 22L221 21V20H218ZM232 21V20H231ZM236 21V20H235ZM243 21H244V17H243ZM26 22H28V21H26ZM41 22H45V21H41ZM48 22V21H47ZM68 22V21H67ZM66 22V23H67ZM76 22H77V20H76ZM79 22V21H78ZM94 22V21H93ZM97 22V21H96ZM121 22V21H120ZM129 22V21H128ZM141 22H142V20H141ZM161 22L162 21H160V24H161ZM165 22V21H164ZM172 21H170V23H171ZM181 22H183L184 23V20H182V21H180L179 23H181ZM187 22V21H186ZM193 22V21H192ZM202 22V21H201ZM211 22V21H210ZM209 22V23H210ZM222 22V21H221ZM22 23H24V22H22ZM29 23V22H28ZM37 23V22H36ZM40 23V22H39ZM52 23V22H51ZM55 23H57V21L55 22ZM132 23V22H131ZM133 23H134V21H133ZM137 23V22H136ZM135 23V24H136ZM138 23H140V21L138 22ZM137 23V24H138ZM144 23V22H143ZM143 23H140V24H138V25H140V26H143V25H141V24H143ZM155 23H157V24H159V22H155ZM169 23V22H168ZM169 23V24H170ZM174 23V22H173ZM175 23H177L176 21H175ZM174 23V24H175ZM178 23V24H179ZM182 23V24H183ZM191 23V22H190ZM190 23H188L189 25H191V27H192V29L191 30H188V32L189 31H192V32H190V33H192L193 34V36H194V38L193 39H196L197 41H198V43L202 46V48H203V46L204 45H206L205 44V42H206V40L208 39V34H209V31L210 30H215L214 29V27H216V26H214L213 27V24H212V26L210 25V24H208L207 23V21L206 22H204V23H197V21H196V23H194L193 22V24H190ZM212 23V22H211ZM223 23V22H222ZM224 23H226V22H224ZM9 24V23H8ZM14 24V23H13ZM31 24V23H30ZM45 24V23H44ZM68 24V23H67ZM111 24H110V26H111ZM123 24V23H122ZM129 24V23H128ZM145 24V23H144ZM152 24V23H151ZM159 24V25H160ZM167 24V23H166ZM173 24V25H174ZM217 24V23H216ZM236 24V23H235ZM243 24V23H242ZM36 25V24H35ZM53 25V24H52ZM51 25V26H52ZM56 25V24H55ZM52 26V27H57V25L56 26ZM58 25H60V24H58ZM64 25V24H63ZM66 25V24H65ZM96 25H99V24H96ZM147 25H149V24H147ZM156 25V24H155ZM172 25V24H171ZM172 25V26H173ZM176 26H177V28L179 27V25H177V24H175ZM215 25V24H214ZM220 25V24H219ZM217 26L218 28L221 26ZM223 25H225V24H223ZM228 25V24H227ZM231 25V24H230ZM261 25V24H260ZM259 25V26H260ZM10 26V25H9ZM25 26V25H24ZM44 27V26H42L41 24L39 25V27ZM50 26V25H49ZM66 26H69V24L68 25H66ZM78 26V25H77ZM87 26V25H86ZM89 26V25H88ZM106 26V25H105ZM121 26V25H120ZM129 26V25H128ZM128 26H126V27H128ZM134 26V25H133ZM136 26V25H135ZM139 26V27H140ZM157 26V25H156ZM170 26V25H169ZM168 26V28H171L172 29V26L171 27H169ZM183 26V25H182ZM236 26V25H235ZM2 26L0 25V28H1ZM3 27H4V31H5V29L7 28V27H5V24L3 25ZM2 27V28H3ZM17 27V26H16ZM19 27V26H18ZM23 27V26H22ZM46 28H47V26H45ZM61 27V26H60ZM70 27V26H69ZM68 27V28H69ZM75 27V26H74ZM94 27V26H93ZM92 27V31H93V29H95V28H93ZM112 27V26H111ZM116 27H118V26H116ZM115 27V28H116ZM122 27V26H121ZM131 28H132V25L130 26ZM137 27V26H136ZM146 27V26H145ZM159 27V26H158ZM160 27H162V29H164L163 27H167V26H160ZM228 27V26H227ZM263 27V26H262ZM26 28V27H25ZM24 28V29H25ZM59 28V27H58ZM79 28V27H78ZM81 28V27H80ZM113 28V27H112ZM125 28V27H124ZM141 28V27H140ZM174 28H176V27H174ZM217 28V30H220L221 28H219L218 29ZM224 28V27H223ZM233 28H234V25H233ZM232 28V29H233ZM257 28V27H256ZM23 29V28H22ZM39 29V28H38ZM41 29V28H40ZM51 29V28H50ZM64 29V28H63ZM66 29V28H65ZM86 29V28H85ZM101 29V28H100ZM103 29V28H102ZM109 29V28H108ZM123 29V28H122ZM121 29V30H122ZM142 29V28H141ZM152 29V28H151ZM182 29V28H181ZM185 29V28H184ZM230 29V28H229ZM238 29V30H237ZM239 29H241V26H240V28L239 27H235V30H237V31H240ZM259 29V28H258ZM12 30V29H11ZM47 30V29H46ZM51 30H53V29H51ZM54 30H55V28H54ZM69 30V29H68ZM97 30V29H96ZM124 30V29H123ZM131 30V29H130ZM138 29H136V31H137ZM148 30V29H147ZM146 30V31H147ZM157 30H159V29H157ZM160 30H161V28H160ZM159 30V31H160ZM179 30V29H178ZM222 30V29H221ZM242 30V29H241ZM18 31V30H17ZM28 31H31V30H28ZM42 31H43V29H42ZM67 31V30H66ZM69 31H71V30H69ZM68 31V32H69ZM75 31V30H74ZM86 31H88V30H86ZM100 31V30H99ZM125 31H127L128 32V36H129V34H131V31H129V29L128 28H125ZM170 31V30H169ZM177 31V30H176ZM183 31V30H182ZM185 31V30H184ZM234 31V30H233ZM244 31V30H243ZM253 31H255V30H253ZM260 31V30H259ZM3 32V31H2ZM1 32V33H2ZM8 32V28L6 29V31H5V34H4V36L6 35V33ZM10 32V31H9ZM8 32V33H9ZM27 32V31H26ZM47 32V31H46ZM49 32V31H48ZM65 31H62V29L60 30V29H57L55 32H50V33H52V34H54L53 36H48L49 35V33L47 34V35H45L43 32H42V34H43V36H41V34L40 35H38V38H39V41H41V44H43V45H45L46 46V48L45 49H57L58 50V52H59V54H63L64 56H65V58H70V61H71V59L73 60V62H74V67H75V69L73 70L74 71V73H71V74H74V76L75 75H78V77L77 78H79L80 76H79V73H81V74H83L82 73V71L83 70H89L90 72H91V77L93 78V80H91L92 82L91 83H93L92 85V87H94V90H95V92H97V93H99L105 100H106V102H109V104H111L112 103V105H113V107H115L116 108V110L117 111H119L120 113H122L124 116H125V118H127L128 120L127 121H129V123L131 124V125H129L130 127H131V131H132V133L130 134L131 136H132V142L129 144V140H127L128 138V136H129V134L127 135L125 132H126V130L125 131H122L123 129H125L124 127H123V129H121V130H119V131H122L124 134H125V136H127L126 138V140L125 141H127L128 143H126L125 141H124V135L122 134V132H121V134L123 135H121L122 136V138L123 139H121V136H120V141L115 145V140H116V138H114L115 137V133H119V131L118 132H114V134H113V132H111V131H109L110 129H108L109 128V126H108V117H109V115H108V112L105 110V111H103V109L102 108H104V107H102L101 108V106L97 103V101H99L98 99H95L94 97H93V93L94 92H92V94H91V92H89V90L87 91V90H83V92H75L74 90H72L70 87H69V85L68 84H65L67 81H65V82H62V81H64V80H59V78H62L61 77V75L59 74V73H57V71H61V70H57V68H56V70L55 69H53V70H55L56 71V73L57 74H49V73H47V72H45V71H43L44 69H46V68H48V67H46L47 65H49V64H45L46 66V68H44L43 70H40V71H42L41 72V74H37V71H36V74H35V71L34 70H32V69H34V68H32V67H34V65L29 69H26V70H24V68L22 69L23 71H19V70H21V69H19L16 65H14V64H16V63H14L15 62V60H13V59H10L12 56L10 55V52L14 49H12L11 50V47H13V45L15 46V44H17V43H15V44H13L11 47H10V41H8L7 42V40H3L4 39V37H3V35H2V37H0V54H1V56L3 57L2 59H3V63H4V65H6V68H8V73L10 74V73H13L18 79H22V80H25L24 81V83L26 82L27 83V81H28V83H32V85L30 84V90L32 91V93H34V94H32V95H35V97H34V99L35 98H37V100L39 101V103L41 104V107L43 106V108H44V106L47 104V106H49L50 108H52L51 110H53V113H55L56 114V119L59 121V123L60 124H62V126H60V127H56V130L57 131H53V133L54 132H57L58 134H55V135H59L60 133H62L64 136H66L65 138H62V139H64V140H66V142H67V145H68V142H72V141H75V142H72V144L71 145H73V144H75L74 145V148L76 149V147L78 148V150L77 151H80V154L82 153V155L85 157L86 155V153L88 154V152L87 151H89V153H91L93 156L92 157H96V158H100L101 160H105V161H109V162H111L112 161V156H113V154L115 153H117L118 151L120 152L119 154H121V153H126L125 155H127L129 152V154L131 155V153L132 152H134V151H136V155L138 154V153H141V154H146L147 155V153L149 154V153H151L150 151H152V152H155L156 154H159L161 157H163L165 160H163L164 162H166V164H167V166L168 167H172V169L174 168L178 173H179V177H178V183H180V184H182L183 185V187L186 189V190H188L189 192L191 191V192H193V195H194V192H196V191H199V192H197V193H201L200 191H202L203 189L204 190H206L207 188H209V180H207L206 178H207V176H206V180H203L202 179V177H203V175L200 173V172H198L197 170L196 171H193L192 169H190V162H189V158H192L190 155H194L195 156V152L197 151L196 149H195V147H194V149L196 150H194L193 149V147H192V150L190 151L192 154H190V155H188V156H190L189 158L187 157V156H185V153H184V156L185 157H187V161L188 162H186V160H185V157L184 156H181V155H179V154H175V155H173L172 156V154L170 153V148L167 146V144L165 145L164 144V142L163 141H165V136H166V132L164 133V131H165V129L163 130V129H161V123H160V120H162L161 118H162V111L160 112L159 110H158V106L157 107H155V105L153 104H150L149 102H151V100L149 101V102H146V101H143L142 99H141V97H139L138 95H137V92L138 93H140L138 90L139 89H135V87H134V85L132 84V85H130L129 84V82H128V72H126V74H124L125 72L123 71L124 70V68H122V69H120L121 68V66L120 67H118L121 71H123V74H122V72L121 71H119V69H118V71L119 72H121V73H119V72H116L117 71V69H116V71L114 70V68H112L111 66L114 64L115 65V63H114V61H113V63H112V61H110L112 58H110V59H108L109 61H110V63L112 64H110L108 61H107V59H106V64H107V62L109 63V65H105L103 62L105 61V60H103V62L101 63L100 61H99V59H100V57H98V55L96 56V55H93V54H91V55H89V58L88 59H86L87 57H85V56H77V54H79V53H72L71 51H70V48L67 46L68 45V43H66L65 45L64 44H62V43H64V42H66L68 39H67V36H69V34L67 35V36H65V33H64ZM98 32V31H97ZM109 32V31H108ZM110 32H112V31H110ZM110 32H109V34H110ZM117 32V31H116ZM122 32V31H121ZM124 32V31H123ZM120 33V31H119V33L120 34H122V35H124L125 34V32L124 33ZM133 32V34L134 33H136V32H134V31H132ZM163 32V31H162ZM164 32L166 33L167 32V29H165L164 30ZM174 32V30L173 31H171L170 33H173ZM181 32V31H180ZM227 32H230V31H227ZM249 32V31H248ZM7 33V34H8ZM37 33H39V32H37ZM73 33V32H72ZM71 33V34H72ZM88 33V32H87ZM87 33H85V35L87 34ZM90 34H91V32H89ZM94 33H96V31L94 32ZM106 33V32H105ZM169 33V32H168ZM167 33V34H168ZM177 33H179V32H177ZM184 33V32H183ZM214 33V32H213ZM238 33V32H237ZM247 33V32H246ZM253 33V32H252ZM10 34H11V36L9 35V37L12 39V35L14 34V32H13V34H12V32H10ZM28 34V33H27ZM82 34V33H81ZM89 34V35H90ZM96 34H98V33H96ZM95 34V35H96ZM102 32H101V37H99V38H97V36H100V33L96 36V38L94 37V43H97V45L96 46H98L99 44L102 46V48H103V50L104 51H106V50H108L110 53L113 51V52H115V54H116V58H115V60H117V57L119 56L120 58L118 59V60H120L121 62H123L122 64H123V66H126L127 64H128V67H129V69L131 70L132 68L130 67L132 64L134 65V63H131V60L130 59H132V60H134L135 58H136V53L138 54V52H136V53H134V58H131L130 56H129V53H131V52H129V53H127L129 50H128V48H129V46H126L125 45V43L123 44V43H121V41H119V37H118V39H116V38H114V37H112V33L110 34L111 36H109L108 38H110V37H112V39L110 38V40L109 39H107L106 37V34H105V36H102ZM138 34V33H137ZM146 34V33H145ZM159 34V38H160V34L161 33H158ZM176 34V32H174V35ZM223 34V33H222ZM239 34H240V32H239ZM238 34V35H239ZM260 35H261V33H259ZM35 35H36V33H35ZM89 35L87 34V38L86 39H88V37H89ZM116 35V34H115ZM119 35V34H118ZM117 35V36H118ZM126 35V36H127ZM135 35V34H134ZM133 35V36H134ZM172 35V34H171ZM177 35V34H176ZM179 35H181V34H179ZM183 35V34H182ZM185 35H187L186 33H185ZM190 35V34H189ZM240 35H244V33L243 34H240ZM248 35V34H247ZM253 35V34H252ZM255 35H257V34H255ZM254 35V36H255ZM1 36V35H0ZM14 36V35H13ZM17 37L19 36V35H16ZM73 36H74V33H73ZM81 36V35H80ZM80 36H78V37H80ZM114 36V35H113ZM126 36L124 35V36H122L123 37V39L125 40V38H126ZM127 36V37H128ZM136 36V35H135ZM147 36V35H146ZM162 36V35H161ZM163 36H165V34H163ZM167 37L169 36V35H166ZM173 36V35H172ZM170 37V39L171 38H173V37H175V36H173V37ZM184 36V35H183ZM192 36V35H191ZM192 36V37H193ZM218 36V35H217ZM224 36V35H223ZM222 36V37H223ZM231 36V35H230ZM244 36H246V35H244ZM6 37V36H5ZM19 37H21V36H19ZM18 37V40L20 39ZM31 37V36H30ZM69 37H71V36H69ZM77 37V38H78ZM90 37H91V35H90ZM89 37V38H90ZM93 37V36H92ZM102 37H105V38H102ZM120 37H121V35H120ZM130 37H132V35L130 36ZM130 37H128V38H130ZM142 37V36H141ZM151 37V36H150ZM155 37V36H154ZM166 37V38H167ZM169 37L167 38V39H169ZM189 36H187V38H188ZM220 37V36H219ZM242 37V36H241ZM248 37V36H247ZM260 37V36H259ZM3 38V39H2ZM24 38V37H23ZM22 38V39H23ZM81 38V37H80ZM79 38V39H80ZM153 38V37H152ZM151 38V39H152ZM163 38V37H162ZM162 38H160L161 40H162ZM165 38V37H164ZM211 38V37H210ZM224 38V37H223ZM230 38V37H229ZM229 38H228V40H229ZM234 38V37H233ZM236 38H237V36H236ZM243 38V37H242ZM245 38V37H244ZM252 38V37H251ZM6 39V38H5ZM10 39V40H11ZM16 39V37L14 38V40ZM22 39H21V41L20 42H23L22 41ZM26 39V38H25ZM34 39V38H33ZM54 39H60L59 41H61V46L60 47H57L56 46V44L53 42V40ZM91 39V38H90ZM90 39L87 41L88 43H90L89 41H90ZM131 39H133V41H134V37H132V38H130V40ZM139 39V38H138ZM150 39V40H151ZM156 39V38H155ZM169 39V40H170ZM180 39V38H179ZM225 39H227V38H225ZM232 39V38H231ZM239 39H240V37H239ZM248 39V38H247ZM253 39H256V37L254 38L253 37ZM14 40H13V42H14ZM34 40H36V39H34ZM71 40V39H70ZM72 40H74V38H72ZM82 40V39H81ZM121 40H122V38H121ZM137 40V39H136ZM172 40H175V38L174 39H172ZM177 40H178V38H177ZM190 40V39H189ZM236 40H238V39H236ZM241 40V39H240ZM245 40H246V38H245ZM249 40L251 41L252 39H250L249 38ZM257 40V39H256ZM262 40V39H261ZM55 42H56V40H54ZM83 41V40H82ZM84 41H85V39H84ZM126 41V40H125ZM132 41V40H131ZM130 41V42H131ZM141 41V40H140ZM163 41V40H162ZM166 41V40H165ZM182 41V40H181ZM185 41V40H184ZM231 41V40H230ZM229 41V42H230ZM233 41V40H232ZM253 41V40H252ZM251 41V43L252 44H250L249 46H247L249 49V51L247 50V49H245V50H247L246 52H247V54H248V52H249V54L251 55V59H249V58H247V59H245V61H246V64H245V67H247V69H248V71H246L247 73L249 72H253L254 70H255V72L254 73H256V75L258 74V73H260V71L261 70H264V69H261V70H259V72H256V69H258L257 67H255V65L257 66V64H256V62H257V58H258V56L256 57V55H258L259 53L257 52V49H258V51H259V48H262V46H263V44L262 43H260L259 44V42L257 41H255V43L254 42H252ZM259 41H260V39H259ZM16 42V41H15ZM18 42V41H17ZM26 42H27V40H26ZM58 42V41H57ZM68 42V41H67ZM72 41H70V44H72L71 43ZM75 42L76 41H74L73 43L75 44ZM79 42V41H78ZM81 42V41H80ZM169 42V41H168ZM167 42V43H168ZM171 42H173V43H175V41H171ZM186 42V41H185ZM193 42V41H192ZM225 42H226V40H225ZM244 42V41H243ZM246 42H247V45H248V40H246ZM91 43H93V42H91ZM93 43V44H94ZM134 43V42H133ZM144 43V42H143ZM159 43V42H158ZM163 43H164V41H163ZM172 43V44H173ZM197 43V44H198ZM237 43V42H236ZM236 43H234V45L236 44ZM263 43H264V41H263ZM21 44V43H20ZM20 44H18V45H20ZM23 44V43H22ZM28 44V43H27ZM26 44V45H27ZM58 44H59V42H58ZM82 43H80V45H81ZM119 45V48H121V52L117 49V47H116V49L114 48L116 45ZM121 44H123V45H125L126 47H124V48H127V49H123V47L121 46ZM127 44V43H126ZM128 44H130V43H128ZM148 43H146V45H147ZM190 44V43H189ZM188 44V45H189ZM193 44H194V42H193ZM211 44V43H210ZM239 44V43H238ZM244 44V43H243ZM35 45H36V43H35ZM42 45V46H43ZM83 45H84V43H83ZM95 45V44H94ZM117 45V46H118ZM137 45V44H136ZM162 45V44H161ZM164 45H166V43L164 44ZM168 45H170V44H168ZM184 45H186V44H184ZM199 45V46H200ZM17 46V45H16ZM38 46V45H37ZM44 46V47H45ZM74 46H77L76 44L74 45ZM85 46H87L86 44H85ZM133 46H135V45H133ZM133 46H131V47H133ZM137 46H139V45H137ZM136 46V47H137ZM148 46H149V44H148ZM152 46V45H151ZM158 46V45H157ZM160 46V45H159ZM236 46V45H235ZM238 46V45H237ZM36 47V46H35ZM40 47V46H39ZM72 47V46H71ZM78 47H82V46H77L76 48H78ZM91 47H92V45H91ZM90 47V48H91ZM161 47V46H160ZM163 47V46H162ZM166 47H167V45H166ZM177 47V46H176ZM181 47V45L179 46V48ZM188 47V46H187ZM196 47H198V46H196ZM207 47V46H206ZM246 47V48H247ZM16 48V47H15ZM24 48V47H23ZM38 48V47H37ZM86 48V47H85ZM84 48V49H85ZM87 48H89V44H88V47ZM94 47H92V49H93ZM96 48V47H95ZM94 48V49H95ZM146 48H148V47H146ZM150 48V47H149ZM155 48V47H154ZM183 48V47H182ZM239 48V47H238ZM264 48V47H263ZM33 49V48H32ZM72 49V48H71ZM82 49H83V47H82ZM83 49V50H84ZM97 49V48H96ZM100 49H101V47H100ZM135 49H137V48H135ZM139 49V48H138ZM142 49V48H141ZM151 49V48H150ZM153 49V48H152ZM162 49V48H161ZM170 49H171V47H170ZM40 50H41V48H40ZM56 50V51H57ZM76 50V49H75ZM83 50H81V51H83ZM86 50H88V49H86ZM116 50H118L119 52H117ZM126 50V51H125ZM128 50V51H127ZM131 50H133V49H131L130 48V51ZM149 50V49H148ZM172 50V49H171ZM182 50H184V49H182ZM185 50H187L186 52V56L188 55V54H190V56L191 57H194V56H196V55H194L195 53H191V50H189L188 51V49H186L185 48ZM184 50V51H185ZM194 50V49H193ZM202 50V49H201ZM205 50H207V49H205ZM210 50V49H209ZM262 50V49H261ZM24 51V50H23ZM32 51V50H31ZM41 51H43V50H41ZM45 51H48V50H45ZM52 51V50H51ZM51 51L49 50V52L51 53ZM56 51H54V53L56 52ZM79 51H80V49H79ZM97 51V50H96ZM107 51V52H108ZM139 51H140V49H139ZM146 51V50H145ZM153 51V50H152ZM155 51V50H154ZM153 51V52H154ZM160 51V50H159ZM165 52H166V50H164ZM174 51V50H173ZM172 51V52H173ZM176 51V50H175ZM180 51H181V48H180ZM203 51H204V49H203ZM208 51V50H207ZM214 51V50H213ZM20 52V51H19ZM84 52H87V51H83V53ZM88 52H89V50H88ZM113 52L111 53V54H113ZM148 52V51H147ZM157 52H158V50H157ZM178 52V51H177ZM193 52V51H192ZM208 52H210V51H208ZM237 52V51H236ZM256 52H257V54H256ZM32 53V52H31ZM35 53H37V52H35ZM46 53V52H45ZM44 53V54H45ZM101 53H103V52H101ZM149 53V52H148ZM161 53V52H160ZM167 53V52H166ZM169 53V52H168ZM179 53V52H178ZM185 53V52H184ZM205 53V52H204ZM212 53V52H211ZM215 53V52H214ZM243 53V52H242ZM264 51H262V54H261V56L263 57L264 56ZM7 54H8V56H7ZM20 54V53H19ZM86 54V53H85ZM85 54H82V55H85ZM104 54V56H107V55H105V53H103ZM109 54V53H108ZM117 54H119L118 56H117ZM146 54V53H145ZM171 54V53H170ZM174 54V53H173ZM180 54V53H179ZM197 54V53H196ZM210 54V53H209ZM209 54H208V56H209ZM246 54V55H247ZM23 55V54H22ZM26 55V54H25ZM36 55H38V53L36 54ZM57 55V54H56ZM62 55V58L64 57ZM77 57H76V56ZM87 55H88V53H87ZM136 55V56H135ZM139 55V54H138ZM159 55V54H158ZM162 55H163V53H162ZM166 55V54H165ZM164 55V56H165ZM212 55V54H211ZM11 56V57H10ZM35 56V55H34ZM39 56V55H38ZM40 56H42V55H40ZM50 56V55H49ZM131 56H132V54H131ZM141 56V55H140ZM140 56H139V58H140ZM163 56V57H164ZM168 56V55H167ZM166 56V57H167ZM183 56H185V55H183ZM185 56V57H186ZM189 56V55H188ZM207 56V57H208ZM214 56V55H213ZM241 56V55H240ZM244 57H245V55H243ZM249 55H247V57H248ZM16 57V56H15ZM85 57V58H84ZM108 57H110V56H107V58ZM133 57V56H132ZM138 57V56H137ZM142 57H144V56H142ZM148 57V56H147ZM146 57V58H147ZM157 57V56H156ZM190 57V58H191ZM21 58H24V57H21ZM40 60V62L44 65V63L45 62H43L42 60H44V58L42 59V58H40V57H38ZM37 58V59H38ZM57 58V57H56ZM59 58V57H58ZM101 58H103V57H101ZM105 58V57H104ZM138 58V59H139ZM150 59H154V56L151 58V57H149ZM148 58V59H149ZM160 58V57H159ZM165 58V57H164ZM168 58V57H167ZM178 58V57H177ZM187 58V57H186ZM185 58V59H186ZM198 58H199V56H198ZM202 58V57H201ZM213 58V57H212ZM238 58V57H237ZM25 59V58H24ZM23 59V60H24ZM27 59V58H26ZM46 59V58H45ZM114 59V58H113ZM112 59V60H113ZM143 59V61H148V60H146L145 58H142ZM145 59V60H144ZM149 59V60H150ZM163 59V58H162ZM173 59V58H172ZM244 58L242 57V60H243ZM260 59L262 60V58L260 57ZM22 60V61H23ZM30 60V59H29ZM28 60V61H29ZM34 60V59H33ZM51 60V59H50ZM53 60V59H52ZM66 60V59H65ZM102 60V59H101ZM140 60V59H139ZM164 60V59H163ZM169 60H171V59H169ZM178 60H180V59H178ZM204 60V59H203ZM202 60V61H203ZM260 60V61H261ZM14 61V62H13ZM27 61V60H26ZM36 59L33 61V62H35L36 63ZM38 61V62H39ZM69 61V62H70ZM141 61V60H140ZM142 61V62H143ZM153 61V60H152ZM157 61V60H156ZM188 61H190V60H188ZM206 61V60H205ZM19 62V61H18ZM25 62V61H24ZM23 62V63H24ZM32 62V63H33ZM50 62V61H49ZM67 62V61H66ZM68 62V63H69ZM160 62H161V60H160ZM163 62V61H162ZM166 62V61H165ZM169 62V61H168ZM172 62H174V60L172 61ZM184 62V61H183ZM194 62V61H193ZM204 62V61H203ZM235 62V61H234ZM238 62V61H237ZM241 62V61H240ZM240 62H238V64L240 63ZM262 62H264V60L262 61ZM31 63V62H30ZM34 63V64H35ZM59 63V62H58ZM63 63V62H62ZM71 63V62H70ZM117 63V62H116ZM131 63V64H130ZM139 63V62H138ZM146 64H147V62H145ZM144 63V64H145ZM151 63H153V62H151ZM154 63H156V62H154ZM159 63V62H158ZM171 63V62H170ZM181 62H179V64H180ZM188 63V62H187ZM211 63V62H210ZM27 65L29 64L28 62L26 63ZM26 64H24V66H25V68H27V65ZM40 64V63H39ZM38 64V65H39ZM54 64H55V62H54ZM72 64V63H71ZM137 64V63H136ZM143 64V63H142ZM162 64V63H161ZM169 64V63H168ZM178 64V63H177ZM189 64V63H188ZM203 64H205V63H203ZM235 64V63H234ZM242 63H240V65H241ZM259 64V63H258ZM1 65V64H0ZM3 65V64H2ZM19 65V64H18ZM35 65H37V64H35ZM37 65V66H38ZM41 65V64H40ZM42 65V66H43ZM70 65V64H69ZM69 65H67V66H69ZM111 65V66H110ZM119 64H117V66H118ZM130 65V66H129ZM132 65V66H133ZM148 65H149V63H148ZM146 66V67H149V66ZM156 65V64H155ZM163 65V64H162ZM201 65H202V63H201ZM208 65V64H207ZM232 65H233V63H232ZM240 65H239V68H240ZM263 65V64H262ZM29 66V65H28ZM41 66V67H42ZM51 66V65H50ZM61 66V65H60ZM59 66V67H60ZM142 66V65H141ZM150 66H153L152 64L150 65ZM180 66V65H179ZM181 66H182V64H181ZM188 66V65H187ZM191 66V65H190ZM189 66V67H190ZM206 66V65H205ZM209 66V65H208ZM242 66V65H241ZM244 66V65H243ZM242 66V67H243ZM1 67V66H0ZM4 67V66H3ZM52 67H54V65H52ZM59 67H58V69H59ZM64 67H65V65H64ZM72 68H73V66H71ZM70 67V68H71ZM116 67V66H115ZM127 67V66H126ZM137 67H139V66H137ZM145 66H144V68L145 69H147ZM154 67H158V66H154ZM162 67V66H161ZM163 67H166V66H164L163 65ZM184 67V66H183ZM193 67V66H192ZM194 67H195V65H194ZM197 67V66H196ZM241 67V73H242V68ZM36 68V67H35ZM38 68V67H37ZM51 68V67H50ZM117 68V67H116ZM134 68V67H133ZM159 68H160V66H159ZM158 68V69H159ZM191 68V67H190ZM210 68H211V66H210ZM256 68V69H255ZM262 68H263V66H262ZM39 69V68H38ZM42 69V68H41ZM61 69V68H60ZM127 69V68H126ZM125 69V70H126ZM139 69V68H138ZM153 69V68H152ZM182 69V68H181ZM0 70H1V68H0ZM11 70H12V72H11ZM28 70L30 71V72H32V71H34L33 73H28ZM32 70V71H31ZM47 70V69H46ZM65 71H66V69H64ZM129 70V71H130ZM148 70V69H147ZM154 70V69H153ZM152 70V71H153ZM161 70H163V69H161ZM171 70V69H170ZM175 70H176V68H175ZM179 70V69H178ZM197 70V69H196ZM205 70V69H204ZM207 70V69H206ZM234 70V69H233ZM2 71V70H1ZM0 71V106L1 107H3L4 109H5V107L7 108V106H9V104L10 103H12V104H14V102H12V100H14L13 99V96H15V95H13V91L11 92L10 90L12 89V87L11 86H13L14 85V83H13V85H12V83L11 82H13L14 81V79L12 80L11 79V77L13 76H10L8 73H5V71L2 73ZM10 71V72H9ZM25 71V72H24ZM27 71V72H26ZM49 72L51 71V70H48ZM72 71V72H73ZM88 71V73H90ZM127 71H128V69H127ZM141 71V70H140ZM140 71H138V72H140ZM143 71H144V69H143ZM142 71V72H143ZM149 71V70H148ZM158 71V70H157ZM183 71V70H182ZM188 71H189V68H188ZM199 71V70H198ZM244 71V70H243ZM39 72V71H38ZM63 72V71H62ZM135 72V71H134ZM145 72V74H146V71H144ZM179 72V71H178ZM184 72V71H183ZM182 72V73H183ZM210 72V71H209ZM236 72V71H235ZM262 72H264V71H262ZM261 72V73H262ZM53 73V72H52ZM65 73V72H64ZM84 73H86V72H84ZM133 73V72H132ZM131 73V71H130V74H132ZM155 73V72H154ZM165 73V72H164ZM168 73V72H167ZM170 73V72H169ZM176 73V72H175ZM212 73V72H211ZM245 74L246 76H248V74ZM63 74V73H62ZM69 74V73H68ZM129 74V75H130ZM145 74L143 73V75H144V77H145ZM162 74V73H161ZM187 74V73H186ZM207 74V73H206ZM70 75V74H69ZM88 75V74H87ZM133 78L135 77V73H133ZM143 75H141V76H143ZM148 75V74H147ZM153 75V74H152ZM170 75V74H169ZM176 75V74H175ZM217 75V74H216ZM236 75V74H235ZM260 75V74H259ZM9 76H10V78H9ZM64 76V78L66 79V77H65V75H63ZM84 76V75H83ZM128 76V77H127ZM138 76V75H137ZM141 76H139V77H141ZM154 76V75H153ZM155 76H156V73H155ZM154 76V77H155ZM159 76H161L160 74L158 75V77ZM163 76V75H162ZM173 76V75H172ZM206 76V75H205ZM240 76V75H239ZM250 76V75H249ZM248 76V79H250V77ZM253 76V75H252ZM252 76H251V78H252ZM255 76V75H254ZM253 76V77H254ZM258 76V75H257ZM14 77V76H13ZM12 77V78H13ZM76 77V76H75ZM87 77H89V76H87ZM86 77V78H87ZM90 77V78H91ZM157 77V76H156ZM166 77V76H165ZM178 77V76H177ZM245 77V76H244ZM16 78V79H17ZM83 78V77H82ZM82 78H80V79H82ZM86 78H83V79H86ZM131 78H132V76L131 77H129V80H131ZM149 78V77H148ZM168 78H170L169 76H168ZM167 78V79H168ZM173 77H171V79H172ZM185 78V77H184ZM247 78V77H246ZM10 79H11V81H10ZM63 79V78H62ZM72 79V78H71ZM80 79H77L79 82L81 81V83L83 82L82 80H80ZM137 78H135L134 80L135 81H138V80H136ZM144 79V78H143ZM158 79V78H157ZM162 79H163V77H162ZM165 79V78H164ZM177 79V78H176ZM175 79V80H176ZM180 79H181V77H180ZM195 79V78H194ZM199 79V78H198ZM201 79V78H200ZM207 79V78H206ZM205 79V80H206ZM214 79V78H213ZM215 79H216V77H215ZM254 79V78H253ZM21 80V81H22ZM67 80H68V77H67ZM87 80V79H86ZM85 80V81H86ZM134 80H132L133 81V83H134ZM142 80V79H141ZM145 80H147V77H146V79ZM144 80V81H145ZM153 80V79H152ZM238 80V79H237ZM241 80V79H240ZM244 80V79H243ZM251 80V79H250ZM254 80H256V78L254 79ZM254 80H252V83H251V85H250V87L248 88V91H246L247 93H248V95L252 98L253 96L255 97L257 94H258V92H256V90L257 89H260V88H258V86H260V84L262 85V83L264 82V75L263 74H261V76H258L257 77V81H254ZM20 81V82H21ZM30 81V82H29ZM77 81V84L79 83ZM147 81H149L150 83H152L151 82V80H147ZM147 81H145V83L147 82ZM154 81V80H153ZM168 81V80H167ZM181 81V80H180ZM183 81H184V79H183ZM198 81V80H197ZM220 81V80H219ZM239 81V80H238ZM6 83L7 82V84L8 85H6L7 86V88H6V86L5 87H3V83ZM15 82H16V80H15ZM19 82V83H20ZM86 82H90L89 81V78H88V80L86 81ZM139 82H140V80H139ZM155 82V81H154ZM160 82V81H159ZM162 82V81H161ZM172 82V81H171ZM175 82V81H174ZM179 82V81H178ZM182 82V81H181ZM181 82H179V83H181ZM185 82V81H184ZM188 82V81H187ZM199 82V81H198ZM201 82H203V81H201ZM211 82V81H210ZM245 82V81H244ZM28 83H27V85H28ZM75 83V82H74ZM136 83V82H135ZM141 83V82H140ZM139 83V84H140ZM150 83H148L147 82V84L145 85V87L146 88H148V86H150V88H151V84ZM162 83H164V80H163V82ZM168 83V82H167ZM167 83H166V85H167ZM170 83V82H169ZM204 83V82H203ZM209 83V82H208ZM207 83V84H208ZM212 83H215V82H212ZM212 83H210V85L212 84ZM223 83V82H222ZM246 83V82H245ZM249 83H250V81H249ZM248 83V84H249ZM1 84H2V86H1ZM69 84H71V83H69ZM83 84V83H82ZM82 84H80V85H82ZM87 84H89V83H87ZM165 84V83H164ZM163 84V85H164ZM174 84V83H173ZM172 84V85H173ZM177 84V83H176ZM205 84V83H204ZM204 84H203V86H204ZM216 84V83H215ZM218 84H220V83H218ZM15 85H17V84H15ZM20 85V84H19ZM79 85V86H80ZM85 85V84H84ZM136 85V84H135ZM140 85H142V84H140ZM156 85H157V83H156ZM179 85V84H178ZM189 85V84H188ZM209 85V84H208ZM207 85V86H208ZM209 85V86H210ZM221 85V84H220ZM232 85V84H231ZM235 85V84H234ZM245 85V84H244ZM246 85H247V83H246ZM264 85V84H263ZM9 86L11 87V89H9ZM23 86V85H22ZM71 86V85H70ZM74 85H72V87H73ZM87 86L88 85H86V87L85 88H87ZM137 86H139L138 84H137ZM171 86V85H170ZM174 86V85H173ZM187 86V85H186ZM209 86H208V88H209ZM217 86V85H216ZM224 86V85H223ZM237 86V85H236ZM248 86V85H247ZM246 86V87H247ZM27 87V86H26ZM75 87V86H74ZM84 87V86H83ZM141 87V86H140ZM159 87V86H158ZM163 87H165V86H163ZM169 87V86H168ZM176 86H174V88H175ZM183 87V86H182ZM211 87H213V86H211ZM217 87H219V85L217 86ZM234 87V86H233ZM239 87V86H238ZM243 87V86H242ZM261 87V86H260ZM13 88H15V86L13 87ZM28 88V87H27ZM82 88V87H81ZM89 88V87H88ZM143 88H144V83H143ZM146 88H144V89H146ZM150 88H149V91H150ZM159 88H161V87H159ZM167 88V87H166ZM172 88V87H171ZM180 87H178L177 86V89H179ZM188 88H189V86H188ZM191 88V87H190ZM207 88V87H206ZM223 88V87H222ZM224 88H225V86H224ZM228 88V87H227ZM231 88V87H230ZM230 88H228L229 90H230ZM24 89H25V87H24ZM75 89V88H74ZM92 89V88H91ZM152 89V88H151ZM177 89H176V93H177ZM187 89V88H186ZM203 89V88H202ZM211 89V88H210ZM212 89H214V87L212 88ZM211 89V90H212ZM220 89V88H219ZM238 89V88H237ZM236 89V90H237ZM13 90V89H12ZM161 90H162V88H161ZM159 91V92H161L162 93V91ZM169 90H172V89H169ZM183 89H181V91H182ZM205 91H206V93L208 92L206 89H204ZM225 90V89H224ZM228 90V91H229ZM233 90H235V89H233ZM232 90V91H233ZM240 90V89H239ZM261 90V89H260ZM262 90H263V87H262ZM16 91H18L19 92V90L18 89H16ZM31 91H30V93H31ZM143 91V90H142ZM148 92V90L146 89L145 90V92ZM164 91V90H163ZM185 91V90H184ZM189 91V90H188ZM203 91V90H202ZM210 91V90H209ZM214 91V90H213ZM220 91V90H219ZM227 91V90H226ZM242 91V90H241ZM258 91V90H257ZM24 92V91H23ZM22 92V93H23ZM86 92V93H85ZM151 92V91H150ZM149 92V93H150ZM155 92H156V90H155ZM212 92V91H211ZM217 92V91H216ZM215 92V93H216ZM238 92V91H237ZM236 92V93H237ZM25 93V92H24ZM26 93H28V95H29V92H26ZM144 93V92H143ZM148 93V94H149ZM152 93V92H151ZM168 93V92H167ZM167 93H166V95H167ZM174 93V92H173ZM181 93V92H180ZM184 93V92H183ZM188 93V92H187ZM224 93V92H223ZM230 93V92H229ZM229 93H228V95H229ZM257 93V94H256ZM261 93V92H260ZM260 93H259V95H260ZM18 94V93H17ZM148 94H147V96H148ZM157 94V93H156ZM155 94V95H156ZM179 94V93H178ZM190 94V93H189ZM199 94H201V93H199ZM209 94V93H208ZM231 94H233V93H231ZM246 94V93H245ZM264 94V93H263ZM23 95L24 94H22V97H23ZM27 95V96H28ZM140 95V94H139ZM151 95V94H150ZM191 95V94H190ZM194 95V94H193ZM217 95H218V93H217ZM225 95H227V94H225ZM242 95H244L243 93H242ZM248 95L246 94V97H248ZM18 96L19 95H17V98L16 99H18ZM20 96H21V91H20ZM25 96H26V94H25ZM27 96L24 98L23 97V99H26L27 98ZM157 96H158V94H157ZM162 96V95H161ZM174 96V95H173ZM181 96V95H180ZM183 96V95H182ZM16 97V96H15ZM22 97L20 98L19 97V99H21L22 100ZM28 97H30V96H28ZM163 97V96H162ZM170 97H171V95H170ZM170 97H167V98H170ZM185 97V96H184ZM199 97V96H198ZM197 97V98H198ZM202 97V96H201ZM237 97V96H236ZM253 97V98H254ZM31 98H33V97H31ZM142 98H143V96H142ZM157 98V97H156ZM161 98V97H160ZM166 98V97H165ZM166 98V99H167ZM186 99H187V97H185ZM219 98V97H218ZM220 98H221V96H220ZM225 98H226V96H225ZM239 98H240V96H239ZM238 98V99H239ZM249 98V97H248ZM250 98V99H251ZM252 98V99H253ZM259 98H260V96H259ZM154 99V98H153ZM163 99V98H162ZM173 99V98H172ZM171 99V101H173ZM189 99V98H188ZM190 99H191V97H190ZM196 99V98H195ZM201 99V98H200ZM222 99V98H221ZM250 99H248V102H249V100ZM256 99H257V97H256ZM28 100V99H27ZM31 100V99H30ZM144 100H146V98H144ZM159 100V99H158ZM180 99H178V101H179ZM185 100V99H184ZM193 100V99H192ZM232 100H233V102L234 101H236V98H235V100L234 99H232L231 98V101L230 102H232ZM254 100H255V98H254ZM258 100V99H257ZM260 100V99H259ZM262 100V99H261ZM264 100V99H263ZM15 101V100H14ZM18 101V100H17ZM24 101V100H23ZM148 101V100H147ZM153 101V100H152ZM157 101V100H156ZM160 101H162V100H160ZM165 100L163 99V102H164ZM170 101V100H169ZM186 101V100H185ZM189 101V100H188ZM220 101V100H219ZM251 101V100H250ZM18 102H20L21 103V101L19 100ZM17 102V103H18ZM28 102V101H27ZM25 103V104H28V103ZM30 102V101H29ZM101 102V101H100ZM154 102V101H153ZM166 102H168V101H166ZM175 102V101H174ZM183 102V101H182ZM191 102H193V101H191ZM196 102V101H195ZM199 102V101H198ZM198 102H197V104H198ZM202 102V101H201ZM227 102V101H226ZM228 102H229V100H228ZM229 102V103H230ZM237 102H238V100H237ZM253 102V101H252ZM256 102V101H255ZM254 102V103H255ZM264 102V101H263ZM17 103H15V104H17ZM30 103H32V102H30ZM34 104L35 103H37V101L35 102H33ZM161 103V102H160ZM173 103V102H172ZM176 103V102H175ZM184 103V102H183ZM217 103H218V101H217ZM221 103H223V102H221ZM236 103V102H235ZM239 103V102H238ZM237 103V104H238ZM245 103V102H244ZM257 103H258V101H257ZM11 104V105H12ZM14 104V105H15ZM19 104V103H18ZM22 104V103H21ZM108 104V105H109ZM174 104V103H173ZM194 103H192V105H193ZM228 104V103H227ZM246 104V103H245ZM249 104V103H248ZM251 104V103H250ZM249 104V105H250ZM256 104V103H255ZM254 104V105H255ZM36 105V104H35ZM34 105V106H35ZM102 105H105V104H102ZM107 105V104H106ZM165 105H167V104H165ZM176 105V104H175ZM186 105V104H185ZM184 105V106H185ZM188 105V104H187ZM186 105V106H187ZM221 105V104H220ZM223 105V104H222ZM231 105H234V103L232 104L231 103ZM239 105H241V104H239ZM253 104H251V106H252ZM252 106V107H248L249 109L250 108H252L250 111H252V110H254L253 112H255V109H257L256 108V106ZM258 105V104H257ZM260 105H261V103H260ZM13 106V105H12ZM22 106V105H21ZM23 106H24V104H23ZM31 106H32V104H31ZM34 106H33V108H34ZM52 106H54V107H52ZM160 106V105H159ZM169 106H170V104H169ZM199 106V105H198ZM225 106V105H224ZM241 106H243V105H241ZM246 106V105H245ZM262 106H263V104H262ZM11 106H9V109H11L12 110V108H10ZM15 108L17 107V106H14ZM19 107V106H18ZM181 107V106H180ZM207 107V106H206ZM221 107H223V106H221ZM228 107H231V106H228ZM253 107H255V109L253 108ZM258 107V106H257ZM3 108H1L2 110H3ZM14 108V110L16 111L17 109H15ZM22 108V107H21ZM20 108V109H21ZM29 108V107H28ZM32 108V107H31ZM32 108V109H33ZM37 108H38V105H37ZM160 108H161V106H160ZM168 108H170V107H168ZM185 108H188V107H185ZM209 108V107H208ZM207 108V109H208ZM219 108V107H218ZM237 108V107H236ZM240 108V107H239ZM238 108V109H239ZM242 108H244V107H242ZM263 108V107H262ZM260 109V110H263V109ZM8 109V110H9ZM42 108H40V110H41ZM49 109V108H48ZM54 109H57V111L58 112H56V110H55V112H54ZM107 110L109 109V108H106ZM172 109H174V107L172 108ZM181 109H183L182 107H181ZM193 109V108H192ZM212 109H213V107H212ZM220 109V108H219ZM223 109H224V107H223ZM232 109V108H231ZM6 110V109H5ZM5 110H3V112L5 111ZM13 110V111H14ZM19 110V109H18ZM28 110H30V109H28ZM45 110L46 109H44V112H45ZM110 110V109H109ZM108 110V111H109ZM167 110V109H166ZM176 110V109H175ZM175 110H173V111H175ZM214 110H215V108H214ZM221 110V109H220ZM226 110V109H225ZM233 110H235V109H233ZM257 110H259V109H257ZM256 110V111H257ZM259 110V111H260ZM14 111V112H15ZM31 111V110H30ZM33 111H35V110H33ZM43 111V110H42ZM168 111V110H167ZM183 111V110H182ZM186 111H188V110H186ZM197 111V110H196ZM211 111V110H210ZM217 111V110H216ZM230 111V110H229ZM228 111V112H229ZM2 111L0 110V113H1ZM2 112V117L4 116L3 114L5 113H3ZM13 112V113H14ZM17 112H19V111H17ZM36 112H39V111H35V113ZM43 112V113H44ZM60 112V113H59ZM64 112H65V115L68 113V114H70L69 116H71V117H73V119H71V120H73V122H71L70 123V125H72V129L69 127V128H67V129H71V130H67L66 128L64 129V124H68L69 122H68V120H70L69 119V117H67V118H62V115L63 116H65L64 115ZM67 112V113H66ZM169 112V111H168ZM176 112H177V110H176ZM176 112H172V113H176ZM200 112V111H199ZM218 112V111H217ZM233 112V111H232ZM242 112V111H241ZM253 112H251L252 114H253ZM7 114L6 115H8V113H10V112H6ZM12 113V112H11ZM20 113V112H19ZM29 113V112H28ZM42 113V112H41ZM49 113L52 115V117L54 116L53 114H52V112H50L49 111ZM112 113V112H111ZM171 112H169V114H170ZM179 113V112H178ZM184 114H185V112H183ZM191 113H192V110H191ZM196 113V112H195ZM218 113H220V112H218ZM222 113V112H221ZM240 113V112H239ZM245 113H246V109H245ZM255 113H257V112H255ZM17 114V113H16ZM24 114L25 113H23V116H24ZM37 114V113H36ZM35 114V115H36ZM67 114V115H68ZM121 114V115H122ZM163 114H166V115H168L167 113H163ZM190 114V113H189ZM222 114H224V113H222ZM226 114H227V112H226ZM238 114V113H237ZM241 115H242V113H240ZM239 114V115H240ZM246 114H248V113H246ZM245 114V115H246ZM10 115H13V114H10ZM10 115H8L9 117H10ZM38 115V114H37ZM42 115H46L47 116V114H41V116ZM66 115V116H67ZM112 115V114H111ZM119 115V114H118ZM121 115H120V117H121ZM166 115H165V117H166ZM171 115V114H170ZM172 115H174V114H172ZM171 115V116H172ZM177 115H179V114H176V116ZM188 115V114H187ZM191 115V114H190ZM195 115V114H194ZM198 115V114H197ZM201 115V114H200ZM221 115V114H220ZM228 115V114H227ZM236 115V114H235ZM244 115V114H243ZM249 115H250V113H249ZM255 115V114H254ZM257 115H259V117H261V114L259 113V114H257ZM19 116V115H18ZM22 116V117H23ZM28 116V115H27ZM34 116V115H33ZM40 116V115H39ZM40 116V117H41ZM124 116H122L123 118H124ZM182 116V115H181ZM193 116V115H192ZM217 116V115H216ZM233 116V115H232ZM231 116V117H232ZM16 117V116H15ZM14 117V118H15ZM21 117V116H20ZM30 117H32V116H30ZM116 117V116H115ZM174 117V116H173ZM203 116H201V118H202ZM222 117H224V116H222ZM228 116H226L225 118H227ZM244 117V116H243ZM254 117H256V116H254ZM253 117V118H254ZM0 118H1V116H0ZM7 118V117H6ZM12 118H13V116H12ZM11 117L9 118L10 120H8V119H6V121L8 120V122H12L11 120H13L14 121V119H12ZM17 119H18V117H16ZM42 118H43V116H42ZM54 118V117H53ZM117 118V117H116ZM125 118H124V120H125ZM171 118V117H170ZM176 118V117H175ZM181 118H183L184 119V116H182ZM200 118V117H199ZM218 118V117H217ZM233 119L232 120H234V117H232ZM237 118V117H236ZM246 118V117H245ZM248 118V117H247ZM262 118V117H261ZM260 118V119H261ZM21 119V118H20ZM20 119H18V120H20ZM25 119H27V118H25ZM30 119V118H29ZM28 119V120H29ZM33 119V118H32ZM31 119V120H32ZM37 119V118H36ZM46 119H48V120H52L53 121V119H51V118H47L46 117ZM45 119V121H47ZM67 119V120H66ZM177 119V118H176ZM181 120L182 122L185 120ZM187 119H189V118H187ZM193 119H196V118H193ZM251 120H253L252 118H250ZM258 119V118H257ZM1 120V119H0ZM4 120H5V118H4ZM3 120V121H4ZM24 120V119H23ZM41 120V119H40ZM39 120V121H40ZM55 120V119H54ZM123 120V119H122ZM173 120H174V118H173ZM192 120V119H191ZM191 120H188V122L186 123V122H183V125H182V127L180 128V129H183V127H189V129H191V127H193L192 129H194V127L196 128V126H191L190 125V122L189 121H191ZM196 120H199V119H196ZM218 121H219V118L217 119ZM228 120V119H227ZM231 120V121H232ZM242 120V119H241ZM241 120H239V122H241ZM263 120V119H262ZM27 121V120H26ZM25 121V123L23 122V124L21 123L22 121H19L20 122V124H19V122L16 120V122H18V125L17 126H14L15 125V123L16 122H12V123H14V124H10V123H7L6 122V124L3 122H1L0 121V138H2L1 136H4L5 138L7 137V138H10L9 140H12V136H14V135H17V134H13V131H14V127H19L21 124L22 125H24V127L26 128V127H31L32 126V128H33V130L35 131V130H39V129H37V128H35V126L33 127V123L32 124H30L29 122V124L30 125H28V126H25V124L27 123ZM30 121V120H29ZM42 121H44V119L42 120ZM58 121H57V124H59L58 123ZM118 121H119V119H118ZM166 121V120H165ZM175 121V120H174ZM177 121V120H176ZM179 121H180V119H179ZM202 121H203V118H202ZM230 121V120H229ZM236 121V120H235ZM246 121H248L247 119H246ZM246 121H243V123L244 122H246ZM257 121V120H256ZM261 121V120H260ZM264 121V120H263ZM263 121H261V122H263ZM31 122V121H30ZM35 122V121H34ZM55 121H53V123H54ZM66 122H68V123H66ZM117 122V121H116ZM167 122V121H166ZM48 123V122H47ZM50 123V122H49ZM52 123V122H51ZM50 123V124H51ZM52 123V124H53ZM56 123V122H55ZM115 123V122H114ZM128 122H126V124H127ZM128 123V124H129ZM171 123V122H170ZM176 123H178V122H176ZM196 123V122H195ZM194 123V124H195ZM204 123V122H203ZM235 123V122H234ZM254 123H255V121H254ZM42 124V123H41ZM40 124V125H41ZM52 124H51V126H52ZM59 124V125H60ZM172 124V123H171ZM193 124V123H192ZM239 124V123H238ZM244 124H246V123H244ZM257 124V123H256ZM259 124V123H258ZM257 124V125H258ZM264 124V123H263ZM262 124V125H263ZM21 125V128L23 127ZM35 125H37L38 126V124H35ZM39 125V126H40ZM48 125V124H47ZM86 125V126H85ZM111 125H112V123H111ZM176 124H175V122H174V126H175ZM205 125V124H204ZM229 125V124H228ZM236 125V124H235ZM247 125H249V124H247ZM251 125H252V123H251ZM38 126V127H39ZM44 126V125H43ZM56 126V124H54L53 125V127H55ZM58 126V125H57ZM66 126H68V125H66ZM74 126V127H73ZM173 126V125H172ZM173 126V127H174ZM178 126V125H177ZM220 126H222V125H220ZM237 126V125H236ZM240 126V125H239ZM23 127V128H24ZM30 127H29V132H30ZM48 127V126H47ZM53 127H52V129H53ZM78 128V129H76V128ZM85 128V129H89V130H91L93 133H96L97 134V136H98V134L99 135H101V136H104V140L102 139V140H99V139H101V138H99V139H95V140H97V141H95V140H93V138L91 139V140H88V142L89 141H91L90 143H92V140H93V143H94V141L96 142V144H95V146H93V144H91L92 146H90V144L88 143V145L87 144H84L85 143V140H84V136L86 135L85 133L83 134L82 132H79L80 130L82 131V128ZM111 128H112V126H110ZM114 127V126H113ZM168 127H170V124H168ZM176 127V126H175ZM198 127V126H197ZM245 127V126H244ZM243 127V128H244ZM256 127V126H255ZM260 128H261V124H260V126H259ZM258 127V128H259ZM20 128V127H19ZM22 128V129H23ZM35 128V129H34ZM58 128V129H57ZM75 128V129H74ZM118 128V127H117ZM126 128H127V125H126ZM129 128V127H128ZM166 128V127H165ZM172 128V127H171ZM202 128V127H201ZM227 128V127H226ZM234 128V127H233ZM238 128V127H237ZM242 128V127H241ZM21 129V130H22ZM44 128L42 127V130H43ZM80 129V130H79ZM167 129V128H166ZM180 129H179V131H180ZM197 129V128H196ZM203 129V128H202ZM217 129V128H216ZM229 129V128H228ZM238 129H240V128H238ZM252 129V128H251ZM257 129V128H256ZM42 130H41V132H42ZM47 130H49V129H47ZM51 130V129H50ZM65 130H66V132H65ZM113 130H115V129H113ZM117 130V129H116ZM171 130H173V129H171ZM201 129H199V131H200ZM204 130V129H203ZM231 130V129H230ZM229 130V131H230ZM245 130V129H244ZM255 130V129H254ZM263 130V129H262ZM15 131L16 132H18V130H16L15 129ZM19 131H20V129H19ZM36 131V134L35 135H37V132ZM40 131V130H39ZM44 131V130H43ZM46 131V130H45ZM43 132L42 134H49V133H51V131L49 132V133H47V132ZM60 133H59V132ZM67 131L68 132H70L71 131V134L69 133H67ZM88 131V130H87ZM128 131H129V129H128ZM131 131H129V132H131ZM175 131H177V129L175 130ZM178 131V132H179ZM190 131V130H189ZM197 132H199L198 130H196ZM206 131V130H205ZM243 131V130H242ZM247 131H249L248 129H247ZM257 131V130H256ZM259 131V130H258ZM257 131V132H258ZM261 131V130H260ZM15 132V133H16ZM20 132H23V131H20ZM85 132V131H84ZM89 132V131H88ZM172 132H174V131H172ZM186 132H188V131H186L185 130V138H186V134H188V133H186ZM216 133L218 132V129H217V131H215ZM236 132V131H235ZM238 132V131H237ZM244 132V131H243ZM250 132V131H249ZM84 135V136H82V134ZM87 133V132H86ZM112 133V134H111ZM171 133V132H170ZM181 133V132H180ZM183 133V134H184ZM190 133H192V132H190ZM200 133V132H199ZM219 133H221V132H219ZM253 133V132H252ZM255 133V132H254ZM21 134L22 133H20V137H21ZM34 134V133H33ZM42 134H40L39 135V133H38V135H39V137H41L42 139H43V136H44V140H45V142H46V139H49L50 138V140H49V142H48V140H47V144H50V141L52 142L54 139H56V141L58 142V141H60L61 139H60V136H62V134L59 136V138L58 137H54V134H52L51 133V135H53L52 137H49L48 138V136H47V138L45 137V135H43L42 136ZM174 134V133H173ZM182 134V133H181ZM193 135H194V133H192ZM227 134V133H226ZM237 134V133H236ZM236 134H235V136H236ZM239 134V133H238ZM244 134V133H243ZM250 134V133H249ZM256 134V133H255ZM25 135V134H24ZM120 134H118V135H116V136H119ZM196 135V134H195ZM202 136H203V134H201ZM215 135H217V134H215ZM242 135V134H241ZM241 135L239 136V137H241ZM262 135H263V133H262ZM262 135H260V136H262ZM18 136V135H17ZM34 136V135H33ZM32 136V137H33ZM79 136H80V138H81V140L83 139L84 140V143L83 144H81L82 143V141L80 140V138H79ZM88 136V135H87ZM93 136V135H92ZM92 136H90V137H92ZM94 136H95V134H94ZM97 136H95L96 138H97ZM168 136V135H167ZM173 136V135H172ZM174 136H176V135H174ZM183 136V135H182ZM182 136H181V140H183L182 139ZM188 136L189 137H191L189 134H188ZM198 136V135H197ZM205 136V135H204ZM220 136V135H219ZM249 135H247V137H248ZM259 136V137H260ZM3 137V138H4ZM16 136H14V138H15ZM25 137V139L24 140H27L26 138H28V136L26 137V135L24 136ZM38 136H37V138L35 137V139H34V137L32 138V139H34V141H33V143L35 142V140L36 139H41V138H39ZM68 137V138H67ZM86 137V136H85ZM89 137V136H88ZM87 137V138H88ZM169 138L171 137V135L170 136H168ZM168 137H167V139H168ZM188 137V138H189ZM213 137V136H212ZM251 137V136H250ZM249 137V138H250ZM253 137V136H252ZM263 137V136H262ZM261 137V138H262ZM0 139V143L1 142H3V140L4 141H7L6 139ZM13 138V139H14ZM54 138V139H53ZM103 138V137H102ZM113 138V139H112ZM129 138H130V136H129ZM176 138H177V136H176ZM179 138V137H178ZM177 138V139H178ZM203 138V137H202ZM206 138V137H205ZM229 138H230V136H229ZM245 138V137H244ZM17 139H19V138H17ZM23 139V137L20 139V140H22ZM52 139V140H51ZM60 139V140H59ZM88 139H90V138H88ZM115 139V140H114ZM119 139V138H118ZM117 139V140H118ZM164 139V140H163ZM207 139V138H206ZM206 139H205V141H206ZM231 139V138H230ZM229 139V140H230ZM242 139V138H241ZM248 139V138H247ZM252 139V138H251ZM251 139H249V140H251ZM16 140V139H15ZM23 140V142L25 143H27V141H24ZM64 140L63 141H60L61 143L63 142L64 143ZM68 140V141H67ZM79 140L81 141V142H79ZM99 140V141H98ZM108 140H113L112 142L111 141H108ZM179 140V139H178ZM190 140H192V141H194L193 139H190ZM197 140V139H196ZM200 140V139H199ZM202 140V139H201ZM17 141V140H16ZM19 141V140H18ZM17 141V142H18ZM30 141V140H29ZM28 141V145L26 144V145H24V144H22V143H20V144H22V145H17V146H15V144L11 141V143H7L6 145L7 146H9L10 144H12L13 143V145L15 146L14 148H7V152L5 151V153L6 154H9V156H10V158H11V156H12V159H14L15 160V162H17L18 164H19V166H21L22 168L24 167H26L27 169L26 170H29L28 172L29 173H27L26 172V170H24L26 173H27V175L29 174H33L34 176H32V178H36V177H40V178H42V179H44V180H46V181H48V183L47 184H49V181H50V183H51V185H52V187L54 186V188H56L57 190H59L60 191V188L62 187L61 185H63L62 183L63 182H65L64 180L65 179H63V177L65 176V175H63V173L64 172H62V173H60V171H58V172H56V174H54V172H55V170H57V169H60V168H58V166L59 167H61L60 165H59V163L57 164L56 162H54V157L52 158V155L53 154H50L51 153V149L50 150H47V148L45 147V146H41V145H39V146H35V148L37 147V149H32V150H30V148L34 145L33 143V145L31 144V145H29L30 144V142ZM37 141V140H36ZM55 140H54V142L50 145V147H52V148H54L53 147V144L54 145H56L57 144V148L58 149H53V150H58L59 151V149L61 150L64 146H62V145H59L58 143H55L56 142ZM86 141H87V139H86ZM101 141V142H100ZM170 141V140H169ZM177 141V140H176ZM175 141V142H176ZM189 141V140H188ZM188 141H185V142H187V143H190V141L188 142ZM198 141V140H197ZM217 141V140H216ZM226 141V140H225ZM238 141V140H237ZM240 141V140H239ZM243 141H247V140H243ZM254 141V140H253ZM257 141H258V139H257ZM20 142H22V141H20ZM42 142V141H41ZM44 142V143H45ZM59 142V143H60ZM65 142V143H66ZM77 142H79V144H77ZM167 142V141H166ZM172 142V141H171ZM179 142V141H178ZM184 142V141H183ZM222 142H224V141H222ZM233 141L231 140V143H232ZM240 142H242V140L240 141ZM247 142H249V141H247ZM246 142V143H247ZM37 143H39V142H37ZM60 143V144H61ZM64 143V144H65ZM101 143V144H100ZM194 143H196V142H194ZM221 143V142H220ZM224 143H226V142H224ZM254 143V146H255V144L257 145V143H259V142H257L256 143V141L255 142H253ZM5 143L3 142V145H4ZM19 144V143H18ZM41 144H43V143H41ZM63 144V145H64ZM126 144H129V145H126ZM171 144V143H170ZM174 144L175 143H173V146H174ZM183 144H185V143H183ZM192 144V145H191ZM234 144V143H233ZM250 144H251V142H250ZM5 145V146H6ZM35 145H36V143H35ZM45 145V144H44ZM58 145L59 146H62V148L60 147H58ZM66 145V144H65ZM76 145H79V146H76ZM181 145H182V143H181ZM204 145H206V144H204ZM235 145H237V144H235ZM243 145V144H242ZM247 145V144H246ZM249 145V144H248ZM253 145V144H252ZM11 146V145H10ZM68 146H70V145H68ZM68 146H67V148H68ZM171 146V145H170ZM172 146V147H173ZM188 146V144L186 145V147ZM189 146H194L193 145V143H190L189 144ZM188 146V148H191V147H189ZM238 146V145H237ZM240 146V145H239ZM244 146V145H243ZM262 146V145H261ZM1 147V146H0ZM2 147H4V146H2ZM13 147V146H12ZM34 147V146H33ZM32 147V148H33ZM182 147V146H181ZM184 147V146H183ZM198 147H199V145H198ZM204 147H206V146H204ZM220 147V146H219ZM242 147V146H241ZM247 147H251L250 145L249 146H247ZM246 147V148H247ZM253 147V146H252ZM6 148V147H5ZM48 148H49V146H48ZM72 148V146H70V148L69 149H71ZM201 148V147H200ZM199 148V149H200ZM221 148V147H220ZM231 148V147H230ZM236 148H238V147H236ZM255 148V150H257L256 148H258L257 146L256 147H254ZM2 149H4V148H2ZM73 149V148H72ZM174 149V148H173ZM179 149H180V147H179ZM183 149V148H182ZM198 149V150H199ZM233 149H234V147H233ZM248 149H251V148H248ZM261 149V148H260ZM0 150H1V148H0ZM118 150V151H117ZM188 150V149H187ZM187 150H185V151H187ZM203 150H205V149H203ZM210 149H208V150H206V151H209ZM239 150V149H238ZM254 150V149H253ZM259 150V149H258ZM39 151H41V154L39 153ZM85 151H86V153H85ZM132 151V152H131ZM137 151H139V152H137ZM184 151V152H185ZM201 151H202V149H201ZM205 151V152H206ZM228 151V150H227ZM226 151V152H227ZM230 151V150H229ZM228 151V152H229ZM260 151V150H259ZM258 151V152H259ZM31 152V153H30ZM32 152H34V153H32ZM57 152V151H56ZM62 152V151H61ZM61 152H59V154L61 155ZM114 152V153H113ZM180 152V151H179ZM199 152V154H200V151H198ZM243 152H245V151H243ZM255 152V151H254ZM0 153H2V152H0ZM5 153L3 152V154L5 155ZM53 153V152H52ZM77 153V152H76ZM113 153V154H112ZM176 153H178V152H176ZM183 153V152H182ZM224 153V152H223ZM236 153V152H235ZM237 153H238V151H237ZM246 153V152H245ZM245 153H244V155H245ZM251 153V152H250ZM260 153V152H259ZM263 153V151L261 152V154ZM37 154V155H36ZM114 154V155H115ZM118 154V153H117ZM181 154V153H180ZM197 155H198V153H196ZM230 154V153H229ZM247 154H249V152L247 153ZM252 154V153H251ZM254 154V153H253ZM2 155V154H1ZM58 157H59V155H58V153L56 154ZM65 155V154H64ZM64 155H61L62 156V158L64 157ZM70 155V154H69ZM68 155V156H69ZM75 155V154H74ZM123 155V154H122ZM145 155V156H146ZM150 155V154H149ZM203 155V154H202ZM255 155V154H254ZM8 155H7V157H9ZM54 156V155H53ZM61 156H60V158H61ZM73 156V155H72ZM132 156H133V154H132ZM135 156V155H134ZM204 156V155H203ZM250 156V155H249ZM1 157V156H0ZM33 157H36V158H38V157H40V161L42 162V164H41V166L39 165V163L37 162V161H35V163H38V165L39 166H37L36 164H34V165H32V167L31 166H29L28 165V163L27 162H30V163H32L34 160V158ZM56 157V156H55ZM58 157H57V159H58ZM73 157H75V156H73ZM79 157V156H78ZM128 157V156H127ZM141 157V156H140ZM154 157V156H153ZM197 157V156H196ZM200 157H202V156H200ZM251 157V156H250ZM263 157V156H262ZM3 158V157H2ZM10 158H8V159H10ZM35 158V159H36ZM65 158V157H64ZM67 158H69V157H67ZM87 158V157H86ZM85 158V159H86ZM98 158V159H99ZM115 158H116V156H115ZM120 158H121V156H120ZM120 158H118V159H120ZM133 158V157H132ZM146 158V157H145ZM144 157H143V160L145 159ZM150 158V157H149ZM148 158V159H149ZM181 158H184V160L185 161H183V159H181ZM194 159H195V157H193ZM192 158V159H193ZM204 158V157H203ZM11 159V160H12ZM72 159V158H71ZM95 159V158H94ZM113 159H114V156H113ZM117 158H116V160H118ZM122 159V158H121ZM131 159V158H130ZM151 159V158H150ZM149 159V160H150ZM156 159V158H155ZM154 159V160H155ZM197 159V158H196ZM199 159V158H198ZM235 159V158H234ZM259 159V158H258ZM90 160V159H89ZM111 160V161H110ZM139 160V159H138ZM147 160V159H146ZM149 160H147V161H149ZM203 160V159H202ZM204 160L205 161H207L205 158H204ZM13 161V160H12ZM66 161V160H65ZM67 161H68V159H67ZM66 161V162H67ZM72 161V160H71ZM88 161V160H87ZM94 161V160H93ZM100 161V160H99ZM104 161V162H105ZM122 161H123V159H122ZM122 161H121V163H122ZM125 161V160H124ZM130 161H133L132 159L130 160ZM145 161V160H144ZM151 161V160H150ZM159 161H160V159H159ZM162 161V160H161ZM196 161H198V160H196ZM200 161V160H199ZM14 162V161H13ZM66 162H64V163H66ZM91 162V161H90ZM107 163L108 165L110 164V163ZM112 162H114V161H112ZM111 162V163H112ZM126 162V161H125ZM141 162V161H140ZM153 162V161H152ZM151 162V163H152ZM163 162V163H164ZM195 161H193V163H194ZM7 163V162H6ZM116 163H118V162H116ZM128 163H130L129 161H128ZM143 163H145V162H143ZM142 163V164H143ZM150 163V164H151ZM200 163V162H199ZM198 163V164H199ZM206 163H208L209 164V162H206ZM33 164V163H32ZM71 164V163H70ZM96 164V163H95ZM114 164V163H113ZM127 164V163H126ZM130 164H133V163H130ZM138 164V163H137ZM157 164V163H156ZM203 164H204V162H203ZM264 164V163H263ZM16 165V164H15ZM36 165V166H35ZM67 165H69V163L67 164ZM91 165V164H90ZM99 165V164H98ZM125 165V164H124ZM146 165V164H145ZM151 165H153V164H151ZM206 165V164H205ZM210 165V164H209ZM12 166H14V164L12 165ZM16 166H18V165H16ZM102 166H103V164H102ZM111 166V165H110ZM123 166V165H122ZM132 166H135V164L134 165H132ZM131 166V167H132ZM137 166V165H136ZM147 166H148V164H147ZM147 166H145V167H147ZM166 166V165H165ZM164 166V167H165ZM217 166V165H216ZM216 166H214V167H216ZM21 167H18L19 169H21ZM63 167H64V165H63ZM71 166H69V168H70ZM116 167V166H115ZM120 167V166H119ZM129 167V166H128ZM149 167H150V165H149ZM148 167V168H149ZM159 167V166H158ZM196 167H198V166H196ZM208 167V166H207ZM213 167V166H212ZM15 168V167H14ZM13 168V169H14ZM68 168V169H69ZM95 168H97L98 169V167H95ZM104 168V167H103ZM110 168H113V167H110ZM124 168V167H123ZM138 168H139V166H137V168H135L134 167V170H138ZM144 167H141V168H139V170L138 171H141L140 169H143ZM163 168V167H162ZM166 168V167H165ZM201 168H203V166L201 167ZM206 168V167H205ZM97 169H95V170H97ZM99 169H100V167H99ZM105 169V168H104ZM126 169H128L127 167H126ZM146 170H147V168H145ZM151 169H153V167H151L149 170H150V172L149 171H145L146 173L147 172H149L150 174H152V176H153V173L151 172V171H153V170H156V169H153V170H151ZM168 169V168H167ZM195 169V168H194ZM207 169V168H206ZM217 169V168H216ZM15 170V169H14ZM89 170H91V169H89ZM107 170V168L105 169V171ZM112 170V169H111ZM115 170V169H114ZM120 170V169H119ZM125 170V169H124ZM130 170V169H129ZM134 170H132L133 172H134ZM170 170V169H169ZM16 171H18V170H16ZM21 171L22 170H19L18 171V174L20 175L21 174ZM63 171H64V169H63ZM67 171V170H66ZM92 171V170H91ZM98 171V170H97ZM96 171V172H97ZM132 171H129V173L130 172H132ZM137 171V172H138ZM144 171H142L143 173H144ZM161 171V170H160ZM20 172V173H19ZM23 172V171H22ZM31 172V173H30ZM142 172H140L141 173V175H138V177H139V180H141L142 178H143V175H142ZM154 172H156L157 173V171H154ZM16 173V172H15ZM24 173V172H23ZM23 173H22V181H24L25 180V182H23V183H27V185H28V183H29V181L30 180H32V178L30 179V178H28V179H30L29 181L27 180V177L25 178V176H23ZM69 173H70V171H69ZM68 173V174H69ZM98 173V172H97ZM99 173H101L100 171H99ZM103 173V172H102ZM112 173V172H111ZM114 173V172H113ZM117 173H119V172H117ZM117 173H116V175H117ZM122 173V172H121ZM128 173V174H129ZM135 173V172H134ZM146 173H144L145 175L144 176H146V177H149L148 175L149 174H146ZM165 173V172H164ZM202 173H203V171H202ZM65 174H66V172H65ZM108 174H110V173H108ZM120 174V173H119ZM128 174H126V175H128ZM131 174V173H130ZM135 174H139V173H135ZM155 174V173H154ZM19 175H18V177L17 178H19L20 179V177H19ZM30 175V176H31ZM35 175H37L36 177H35ZM49 175H54V177L53 178H51V177H49ZM70 175V174H69ZM98 175H100V176H102V175H104V174H98ZM111 175V174H110ZM115 175V174H114ZM115 175V176H116ZM125 175V174H124ZM99 176V177H100ZM105 176V175H104ZM114 176V177H115ZM121 176V175H120ZM130 176H133V174L132 175H130ZM135 176V175H134ZM133 176V177H134ZM137 176V175H136ZM135 176V177H136ZM151 175H150V177H149V180L151 179V177H152ZM162 176V175H161ZM209 176V175H208ZM211 176V175H210ZM24 177V178H23ZM67 177H68V175H67ZM97 177V176H96ZM108 177V176H107ZM122 177V176H121ZM138 177L136 178V179H138ZM154 177H157V176H154ZM158 177H160V176H158ZM168 177V176H167ZM104 178V177H103ZM163 178V177H162ZM165 178V177H164ZM163 178V179H164ZM177 178V177H176ZM213 178V177H212ZM24 179V180H23ZM75 179V178H74ZM91 179H92V177H91ZM108 179H109V177H108ZM124 179H126V178H124ZM134 179V178H133ZM148 179V178H147ZM152 179H154V178H152ZM158 181L160 180L159 178H156ZM210 179V178H209ZM217 179V178H216ZM21 180H19L20 182H21ZM36 180V179H35ZM43 180V182H45L46 183V181H44ZM70 180V179H69ZM69 180L67 181V182H69ZM102 180V179H101ZM127 180V179H126ZM143 180V179H142ZM145 180H146V178H145ZM167 180V179H166ZM37 181H38V179H37ZM36 181V182H37ZM40 181H42V180H40ZM79 181V180H78ZM104 181H106V180H104ZM109 181V180H108ZM117 182H118V180H116ZM115 181V182H116ZM120 181V180H119ZM122 181V180H121ZM125 181V180H124ZM144 181V180H143ZM151 181V180H150ZM161 181V180H160ZM212 181V180H211ZM217 181H218V179H217ZM16 182V181H15ZM17 182H18V180H17ZM66 182V183H67ZM86 182V181H85ZM102 182H103V180H102ZM109 182H111V181H109ZM123 182V181H122ZM128 182V181H127ZM138 182V181H137ZM145 182V181H144ZM148 182V181H147ZM153 182V181H152ZM154 182H156V181H154ZM162 182H165V181H162ZM213 182V181H212ZM1 183V182H0ZM33 183V182H32ZM35 183V182H34ZM70 183V182H69ZM104 183V182H103ZM112 183V182H111ZM121 183V182H120ZM129 183V182H128ZM135 183V182H134ZM133 183V184H134ZM161 183V182H160ZM159 183V184H160ZM168 183V182H167ZM221 183H222V181H221ZM5 184V183H4ZM37 184V183H36ZM40 184V183H39ZM46 184V185H47ZM77 188H75V189H78L81 193H85L86 191H88L87 190V188H88V183H86L87 185L85 186L83 183L81 184V186L79 185L80 184V182H78V184H76V183H73ZM105 184H106V182H105ZM113 184V183H112ZM145 184V183H144ZM143 184V185H144ZM152 183H150L149 182V184H148V186L149 185H151ZM22 185H24V184H22ZM26 185V187H28ZM43 185V184H42ZM45 185V186H46ZM108 185V184H107ZM111 185V184H110ZM115 185V184H114ZM130 185H132V184H130ZM156 185H158V184H156ZM169 185V184H168ZM5 186H6V184H5ZM4 186V188H6L7 189V186L5 187ZM9 186V185H8ZM25 186V185H24ZM23 186V187H24ZM41 186V185H40ZM39 186V187H40ZM65 186V184L63 185V187ZM69 186V185H68ZM67 186V187H68ZM85 186V187H84ZM96 186H98V185H96ZM116 186V185H115ZM141 186V185H140ZM164 186H167V185H164ZM11 187V186H10ZM14 187V186H13ZM36 187V186H35ZM49 187H51V186H49ZM51 187V188H52ZM71 187H73L72 185H71ZM101 187V186H100ZM103 187V186H102ZM106 187V186H105ZM114 187V186H113ZM118 187V186H117ZM124 187V186H123ZM132 187V186H131ZM135 187V186H134ZM137 187H139V186H137ZM182 187V188H183ZM9 188V187H8ZM15 188V187H14ZM21 188H22V186H21ZM31 188V190H32V187H30ZM29 188V189H30ZM53 188V189H54ZM99 188V187H98ZM116 188V187H115ZM127 188V187H126ZM125 188V189H126ZM143 188V187H142ZM142 188H140V189H142ZM144 188H145V186H144ZM146 188H147V185H146ZM163 188V187H162ZM165 188V187H164ZM163 188V189H164ZM168 188V187H167ZM0 189H3V187H0ZM6 189H4V190H6ZM12 189V191H13V188H11ZM23 189H26L25 187L23 188ZM23 189H21V190H23ZM28 189V188H27ZM26 189V193L29 191V190H27ZM35 189H37V188H35ZM74 189V188H73ZM91 188H89V190H90ZM105 189V188H104ZM116 189H118V188H116ZM115 189V190H116ZM128 189H130L129 187H128ZM8 190V191H7ZM6 190V200H8L9 201V203L6 201L5 202V197H2L1 195V190H0V197H2V198H4L3 200H2V198H1V200L3 201V203H5V204H10V201L11 200H15V198L16 197H14L17 193H15V192H17L16 190H14L13 192L15 193H13L14 194V196L13 195H11L12 194V192H11V194H9L8 192H9V190L10 189H7ZM21 190L18 192L19 194L21 193ZM61 190H63V189H61ZM68 190V189H67ZM67 190H65V191H67ZM71 190V189H70ZM109 190H110V188H109ZM113 190V189H112ZM111 190V191H112ZM121 190V189H120ZM130 190H132V189H130ZM146 190V189H145ZM148 190V189H147ZM202 191V192H205V191ZM58 191V192H59ZM75 191V190H74ZM100 191V190H99ZM122 191V190H121ZM136 191V190H135ZM138 191V190H137ZM3 192V194H4V192L5 191H2ZM23 192V191H22ZM76 192V191H75ZM92 192H94V190H91L90 191V194L92 193ZM96 192V191H95ZM103 192V191H102ZM106 192V191H105ZM109 192V191H108ZM131 192V191H130ZM154 192V191H153ZM26 193H23L24 195L26 194ZM31 193H32V191H31ZM31 193H29L30 195H31ZM72 194L74 193V192H71ZM78 193V192H77ZM80 193V194H81ZM98 193V192H97ZM113 193V192H112ZM117 193V192H116ZM119 193V192H118ZM138 193V192H137ZM152 193V192H151ZM197 193H196V195H197ZM207 193V192H206ZM19 194H17V195H19ZM28 193L24 196L27 200H28V198H30L31 196L29 195ZM34 194V193H33ZM32 194V195H33ZM109 194H110V192H109ZM120 194V193H119ZM123 194H125V193H123ZM127 194V193H126ZM142 194H144V192L142 193ZM77 196H81V195H78V194H76ZM85 195V194H84ZM83 195V196H84ZM93 195V194H92ZM95 195V194H94ZM112 195V194H111ZM118 195V194H117ZM132 195V194H131ZM138 195V194H137ZM175 195V194H174ZM201 195V194H200ZM199 195V196H200ZM207 195V194H206ZM8 196V197H7ZM22 196V193H21V195H19V197L20 198H22L21 197ZM30 196V197H29ZM35 196H36V194H35ZM96 197H101L102 195H99L98 196V194H96L95 195ZM110 196V195H109ZM116 196V195H115ZM126 196V195H125ZM127 196H128V194H127ZM138 196H140V195H138ZM145 196V195H144ZM154 196V195H153ZM202 196V195H201ZM209 196H210V194H209ZM24 197L22 198V202H21V200H19L17 203H18V206H20V204H19V202H21V203H23V200H25V202L27 203L28 201H26V199H24ZM37 197V196H36ZM76 197V196H75ZM85 197H88V196H85ZM84 197V198H85ZM96 197H95V199H96ZM114 197V196H113ZM119 197V196H118ZM122 197H123V195H122ZM129 197V196H128ZM176 197V196H175ZM208 197V196H207ZM12 198V199H11ZM19 198V199H20ZM83 198V199H84ZM107 198V197H106ZM115 198V197H114ZM113 198V199H114ZM121 198V197H120ZM126 198V197H125ZM131 198H133V197H131ZM136 198H138V200H140V201H142L141 199H139V197H136ZM141 198V197H140ZM148 199H149V197H147ZM196 198H197V200H200V199H198L199 197H197L196 196ZM201 198V197H200ZM205 198V197H204ZM31 199V198H30ZM34 199V198H33ZM79 199V198H78ZM83 199H80V201H82ZM88 199V198H87ZM86 199V200H87ZM102 199H104V198H102ZM123 199V198H122ZM127 199V198H126ZM130 199V198H129ZM135 199V198H134ZM212 199V198H211ZM210 199V200H211ZM101 200V199H100ZM100 200H99V198H98V200H96V202L98 201V202H100ZM107 200V199H106ZM105 200V201H106ZM117 200V199H116ZM119 200V199H118ZM128 200V199H127ZM15 201H17V200H15ZM31 202H32V200H30ZM29 201V202H30ZM88 201H90V200H88ZM103 201V200H102ZM101 201V202H102ZM109 201H110V199H109ZM129 201H131V200H129ZM128 201V202H129ZM195 201V200H194ZM208 201V200H207ZM24 202V203H25ZM29 203V205L30 204H32V203ZM35 202V201H34ZM84 202H85V199H84ZM87 202V201H86ZM86 202H85V204H86ZM100 202V203H101ZM115 202V201H114ZM118 202V201H117ZM131 202H133V201H131ZM134 202H135V200H134ZM147 202V201H146ZM177 202V201H176ZM201 202V201H200ZM203 202V201H202ZM206 202V201H205ZM213 202V201H212ZM12 203H14L13 201H12ZM108 203V202H107ZM110 203H112V202H110ZM139 203V202H138ZM143 203H144V201H143ZM182 203V202H181ZM204 203V202H203ZM207 203V202H206ZM209 203H211V202H209ZM8 204L6 205V206H8ZM16 204V203H15ZM82 204H83V201H82ZM89 204H90V202H89ZM88 204V205H89ZM105 204V203H104ZM103 204V205H104ZM114 204V203H113ZM116 204V203H115ZM146 204V203H145ZM144 204V205H145ZM194 204V203H193ZM196 204H198V202L196 203ZM195 204V205H196ZM11 205V204H10ZM23 205V204H22ZM20 206V207H23V206ZM25 205V204H24ZM26 205H28V204H26ZM84 205V204H83ZM100 205V204H99ZM98 205V206H99ZM112 205V204H111ZM117 205V204H116ZM119 205V204H118ZM135 205H136V203H135ZM176 205V204H175ZM182 205V204H181ZM184 205V204H183ZM194 205V206H195ZM202 205V204H201ZM204 205V204H203ZM213 205V204H212ZM16 206H17V204H16ZM17 206V207H18ZM76 206V205H75ZM94 206V205H93ZM107 206V205H106ZM120 206H121V203H120ZM123 206H124V203H123ZM140 206V205H139ZM193 206V207H194ZM1 207V206H0ZM12 207V206H11ZM84 207V206H83ZM88 207V206H87ZM115 207V206H114ZM117 207V206H116ZM115 207V208H116ZM126 207V206H125ZM130 207H133V204H132V206L130 205ZM145 207H146V205H145ZM152 207V206H151ZM151 207H149L148 206V208H151ZM183 207V206H182ZM205 207V206H204ZM206 207H208V205L206 204ZM205 207V208H206ZM3 208V207H2ZM9 208V207H8ZM15 208V207H14ZM31 208V207H30ZM33 208H34V205H33ZM76 208V207H75ZM90 208V207H89ZM94 208V207H93ZM105 208V207H104ZM113 208V207H112ZM117 208H119V207H117ZM123 208V207H122ZM121 208V209H122ZM127 208V207H126ZM135 208V207H134ZM133 208V209H134ZM139 208V207H138ZM137 208V209H138ZM147 208V207H146ZM197 208V207H196ZM18 210H19V207L17 208ZM16 209V210H17ZM86 209V208H85ZM88 209V208H87ZM91 209V208H90ZM110 209V208H109ZM142 209H143V207H142ZM154 209V208H153ZM160 209V208H159ZM182 209H184V208H182ZM20 210H21V208H20ZM20 210H19V212H20ZM23 210V209H22ZM21 210V211H22ZM32 210V209H31ZM78 210V209H77ZM92 211H93V209H91ZM95 210V209H94ZM107 210V209H106ZM129 210H130V208H129ZM140 210V209H139ZM145 210V209H144ZM167 210V209H166ZM208 210V209H207ZM212 210V209H211ZM105 211V210H104ZM107 211H109V210H107ZM116 211H119V210H116ZM115 211V212H116ZM131 211H134L135 212V210H132V208H131ZM146 211V210H145ZM167 211H169V210H167ZM180 211V210H179ZM193 211H194V209H193ZM214 211V210H213ZM16 212V211H15ZM32 212V211H31ZM34 212V211H33ZM35 212H36V209H35ZM95 213H96V211H94ZM101 212V211H100ZM111 212V211H110ZM144 212V211H143ZM149 212V211H148ZM147 211H146V213H148ZM159 212V211H158ZM181 212V211H180ZM207 212H210V211H207ZM78 213V212H77ZM91 213V216L93 215L92 213L93 212H89V214ZM129 213V212H128ZM136 213H137V210H136ZM141 213V212H140ZM32 214V213H31ZM36 214V213H35ZM98 214H100V213H98ZM97 214V215H98ZM103 214V213H102ZM101 214V215H102ZM113 214V213H112ZM132 214V213H131ZM135 214V213H134ZM145 214V213H144ZM150 214H152V213H150ZM170 214V213H169ZM183 214V213H182ZM194 214H195V212H194ZM198 213L196 212V215H197ZM205 214H207V213H205ZM22 215V214H21ZM107 215H109V214H107ZM143 215V214H142ZM154 215V214H153ZM19 216V215H18ZM90 216V215H89ZM111 216V215H110ZM145 216V215H144ZM149 216V215H148ZM11 217V216H10ZM9 217V218H10ZM32 217V216H31ZM39 217V216H38ZM41 217V216H40ZM39 217V218H40ZM46 217H47V215H46ZM93 217H94V215H93ZM104 217V216H103ZM113 217H114V215H113ZM159 217H161L160 215H159ZM158 217V218H159ZM164 217V216H163ZM176 217V216H175ZM49 218V217H48ZM90 218H92V217H90ZM112 218V217H111ZM115 218V217H114ZM157 218V217H156ZM190 218V217H189ZM193 218V217H192ZM34 219H35V217H34ZM154 219V218H153ZM169 219H171V218H169ZM175 219V218H174ZM5 220V219H4ZM8 220V219H7ZM157 220V219H156ZM162 220H163V218H162ZM178 220V219H177ZM180 220V219H179ZM186 220V219H185ZM9 221H11V220H9ZM20 221V220H19ZM41 221V220H40ZM53 221V220H52ZM118 221V220H117ZM159 221V220H158ZM157 221V222H158ZM171 221V220H170ZM2 222V221H1ZM8 222V221H7ZM48 222V221H47ZM51 222V221H50ZM166 222V221H165ZM172 222V221H171ZM175 222H177V221H175ZM180 222V221H179ZM184 222V221H183ZM190 222V221H189ZM226 222V221H225ZM111 223H113V219H112V222ZM119 224V222H116L115 221V224ZM149 223H150V221H149ZM152 223H154L153 221H152ZM166 223H169V222H166ZM165 223V224H166ZM186 223V222H185ZM191 223V222H190ZM11 224V223H10ZM46 224V223H45ZM48 225H49V223H47ZM46 224V225H47ZM151 224V223H150ZM162 224V223H161ZM176 224H178V223H176ZM9 225V224H8ZM38 225V224H37ZM44 225V224H43ZM154 225V224H153ZM181 225V224H180ZM183 225H185V224H183ZM183 225H181V226H183ZM188 225V224H187ZM224 225V224H223ZM10 226V225H9ZM50 226V225H49ZM48 226V227H49ZM55 226V225H54ZM120 226V225H119ZM151 227H152V225H150ZM150 226H149V229H150ZM43 227V226H42ZM46 227V226H45ZM162 227V226H161ZM166 227V226H165ZM168 227V230L170 229L169 227L170 226H167ZM173 227V226H172ZM39 231H40V233L42 234V235H47V232L43 229V228H41L40 226H39ZM119 228V227H118ZM155 228V227H154ZM157 228V227H156ZM181 228V227H180ZM183 228V227H182ZM186 227H184V229H185ZM189 228V227H188ZM123 229V228H122ZM148 229V228H147ZM159 229V228H158ZM165 229V228H164ZM47 230V229H46ZM124 230H127V229H124ZM123 230V231H124ZM143 230V229H142ZM156 230V229H155ZM154 230V231H155ZM179 230V229H178ZM187 230V229H186ZM84 231V230H83ZM128 231V230H127ZM126 231V232H127ZM131 231H133V230H130V232ZM191 231V230H190ZM85 232V231H84ZM125 232V231H124ZM175 232V231H174ZM184 232H185V230H184ZM50 233V232H49ZM89 233V232H88ZM133 233H134V231H133ZM159 233V232H158ZM163 233V232H162ZM162 233H160V235L162 234ZM168 233V232H167ZM170 233V232H169ZM178 233V232H177ZM196 233H198V232H196ZM222 233V232H221ZM129 234V233H128ZM132 234V233H131ZM131 234H129L130 236H131ZM146 234V233H145ZM150 234H152V231L150 232ZM90 235V234H89ZM93 235V234H92ZM91 235V236H92ZM126 235V234H125ZM135 235V234H134ZM133 235V237L134 238H136V235L134 236ZM153 235L154 236H156L157 235V233H155L154 234V232H153ZM54 236V235H53ZM128 236V235H127ZM140 235H138V237H139ZM146 236H147V234H146ZM150 236V235H149ZM148 236V237H149ZM152 236V235H151ZM159 236V235H158ZM167 236V235H166ZM207 236V235H206ZM48 237H49V234H48ZM93 237V236H92ZM137 237V238H138ZM140 237H142V240H141V238ZM139 238H140V240L138 241V242H141V243H145V246L146 245H148L149 247H147V248H152L151 250H152V252H156L155 251V241H154V239L153 240H150L151 239V237H150V239L149 238H147V239H144L143 240V238L145 237V236H140ZM157 237V236H156ZM190 237H192V236H190ZM223 237V236H222ZM52 238V237H51ZM50 238V239H51ZM54 238V237H53ZM87 238V237H86ZM91 238V237H90ZM90 238H89V240H90ZM133 238V239H134ZM136 238V239H137ZM159 238V237H158ZM157 238V239H158ZM161 238V237H160ZM164 238V237H163ZM163 238H162V240H163ZM167 238V237H166ZM165 238V239H166ZM193 238V237H192ZM208 238V237H207ZM49 239V238H48ZM55 239V238H54ZM92 239V238H91ZM135 239V240H136ZM149 239V240H148ZM205 239H206V237H205ZM209 239V238H208ZM61 240V239H60ZM89 240H88V242H89ZM101 240V239H100ZM104 240V239H103ZM156 240V239H155ZM159 240V239H158ZM157 240V241H158ZM192 240V239H191ZM53 241V240H52ZM85 241H87V240H85ZM91 241V240H90ZM95 241V240H94ZM110 241V240H109ZM133 241V240H132ZM164 241V240H163ZM200 241V240H199ZM13 242L16 244H18V245H20L21 244V241H19V240H17V242H16V240L14 241L13 240ZM93 242V241H92ZM102 242V241H101ZM100 242V243H101ZM161 242V241H160ZM205 242V241H204ZM223 242V241H222ZM23 243H25V242H23ZM61 243V242H60ZM90 243V242H89ZM103 243V242H102ZM107 243V242H106ZM157 243V242H156ZM159 243V242H158ZM163 243H165V242H162V244ZM223 243H225V242H223ZM228 243V242H227ZM58 244V243H57ZM63 244V243H62ZM166 244V243H165ZM168 244V243H167ZM201 244V243H200ZM220 245H221V242L219 243ZM233 244V243H232ZM89 245H91V243L89 244ZM94 245H96V244H94ZM93 245V246H94ZM100 245V244H99ZM157 245V244H156ZM170 244H168V246H169ZM184 245V244H183ZM30 246V245H29ZM36 246H38V245H36ZM85 246H87V245H85ZM92 246V245H91ZM92 246V247H93ZM103 246V245H102ZM168 246H167V248H168ZM171 246V245H170ZM207 246V245H206ZM231 246V245H230ZM235 246V245H234ZM27 246H25V248H26ZM31 247V246H30ZM90 247V246H89ZM91 247V248H92ZM96 247V246H95ZM98 247V246H97ZM96 247V248H97ZM164 247V246H163ZM172 247H173V245H172ZM186 247V246H185ZM22 248V249H21ZM24 248V246H23V244H21V246H20V248H19V246H16V247H14V248H12V249H4V248H1L0 247V262H1V264H39L40 262L38 261L39 259H37V258H35V254L33 253L34 252V250H33V252L32 251H30L31 249L29 248V247H27L26 248V250L27 251H25V250H23V249H25ZM28 248H29V251L30 252H28ZM33 248H34V246H33ZM32 248V249H33ZM88 248V247H87ZM94 248V247H93ZM166 248V247H165ZM165 248H163L162 250H164ZM170 248V247H169ZM175 248H176V246H175ZM35 249V248H34ZM63 249H64V246H63ZM89 249V248H88ZM157 250H158V248H156ZM57 250V249H56ZM59 250H60V248H59ZM109 250V249H108ZM167 250V249H166ZM175 250V249H174ZM186 250V249H185ZM113 251V250H112ZM159 251H161V250H159ZM176 251V250H175ZM177 251H179V248H178V250ZM180 251H182V250H180ZM188 251H190V250H188ZM221 251V250H220ZM228 251H230V250H228L227 249V252ZM58 252V251H57ZM158 252V251H157ZM174 252V251H173ZM217 252H218V250H217ZM32 253L34 254V255H32ZM108 253H109V251H108ZM111 253V252H110ZM162 253V252H161ZM164 253V252H163ZM60 255H61V253H59ZM103 254V253H102ZM101 254V255H102ZM104 254H106V253H104ZM103 254V255H104ZM115 254V253H114ZM159 254H160V252H159ZM176 254V253H175ZM181 254V253H180ZM217 254V253H216ZM226 254V253H225ZM100 255V254H99ZM177 255V254H176ZM37 256V255H36ZM115 256V255H114ZM121 256V255H120ZM156 256V255H155ZM160 256V255H159ZM166 256H167V254H166ZM165 256V257H166ZM174 256V255H173ZM179 256V255H178ZM182 256V255H181ZM220 256H221V253H220ZM100 257V256H99ZM117 257V256H116ZM161 257V256H160ZM138 258V257H137ZM159 258V257H158ZM168 258V257H167ZM223 258H224V256H223ZM222 258V259H223ZM44 259V258H43ZM114 259V258H113ZM136 259V258H135ZM156 259H157V257H156ZM160 259V258H159ZM226 259V258H225ZM162 260V259H161ZM167 260V259H166ZM166 260H165V262H166ZM38 261V262H37ZM40 261H41V259H40ZM62 261V260H61ZM67 261V260H66ZM104 261H106V259L104 260ZM115 261H116V259H115ZM115 261H113V263L115 264ZM119 261V260H118ZM141 260H139V262H140ZM225 262H226V260H224ZM56 262V261H55ZM52 263V264H59V263ZM58 262V261H57ZM111 262V261H110ZM117 262V261H116ZM159 262V261H158ZM219 262H220V260H219ZM225 262H223V263H225ZM99 263V262H98ZM102 263V262H101ZM121 263V262H120ZM51 264V263H50ZM61 264H63V263H61ZM71 264V263H70ZM83 264V263H82ZM138 264H140V263H138Z\"/></svg>","mask_w":264,"mask_h":264}]
</instances>
